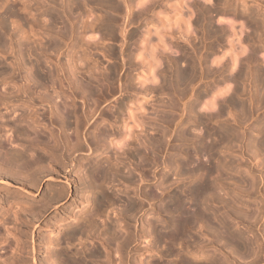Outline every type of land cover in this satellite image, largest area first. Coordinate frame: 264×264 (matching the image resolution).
Returning <instances> with one entry per match:
<instances>
[{"label": "rangeland", "instance_id": "rangeland-1", "mask_svg": "<svg viewBox=\"0 0 264 264\" xmlns=\"http://www.w3.org/2000/svg\"><path fill=\"white\" fill-rule=\"evenodd\" d=\"M9 1H10V3L13 4V8L14 9L13 8H12L13 10L11 9V11H10L11 14L9 12H6V13H7L8 19L14 20V24H13V21H10V20L6 19V17H5L6 13H3V10L2 9H1V12H0V15L4 14L3 16H4L5 20H7V22H8L7 23L5 21L7 24L6 23L4 24V28H8L9 27L8 29H4V30L2 29L3 32L0 29V35H1V37H3L2 40L5 37V40H3V42L0 43V47H4L5 45L9 44V45H7V47H4L5 48V51H4V48H0V66H1L0 67V73L2 74L0 76V93L2 91H3L2 94H5L6 93L7 95H11V93H15L16 92V87H17L16 85L17 84H21V83H19V81H17V79L18 80L21 79L20 82H22V80H23L21 78L22 76L19 75L22 72V75L24 74L23 76H25L23 78H25V80H26V81L23 80L22 83L23 84L25 83L26 84L25 85L26 87H28V85L31 87V88L28 87L29 89L28 88H26V89H28V90H31L32 89L31 91H28L27 90V92L32 93L33 96H35L34 99H35L36 102L39 101L38 98L41 96V95L39 96V94H42V97H43V93H44V95L47 94V96L48 95L50 96V94H51V96H53V97L50 96V98L53 99V100H48L49 97H47L46 95L44 96V98L46 97L45 99L47 101H51L50 103H52V105H51L52 108L58 107V110H59L60 109V106L63 105V106H61L63 110L61 109L60 111H65V108L72 109V110H67L65 112H68V111H70V112L73 111L74 112L75 111L74 113H75L77 119L79 117H83L82 111L84 112L85 111L84 109L89 110L88 108L93 109V107H94V109H95V115L93 116L94 118L91 117L92 119L90 118V121L89 122L86 121V123H88V124L83 123V121H84L83 118H79V120L80 119L82 120V124H81L82 126L80 128H82L81 130L83 132V134H82L81 130L79 129L80 132H81L80 133V137L81 136L83 137L85 135L87 137V139H88L87 133L85 134L84 132H86V131L88 132V130H86V131H83V130H85L88 127L87 125H89V129H90L92 127V126L90 127V124L94 120H95L94 122L96 123L95 128H94V132L96 130H98L95 133L96 134L98 133V135H99L101 133V131L103 132L102 129H105V131H106L107 128H108L109 130H107L106 132H108V131L111 132L110 127H111L112 122H114V120H118V118L121 119L120 122H118L119 120L117 121V124L119 125L118 126V129L120 128L119 130H121V132H120L121 136H118L117 137V136H115L116 134H113V138L114 137L115 138L116 137L119 138L118 140H116L117 138L116 139L115 138L113 139L114 142H116V143L119 142V141L124 140V138H126L124 141L127 140V138H128L127 137L128 136L127 134L129 133V131H127V130L128 129L131 130L130 127H129L130 125H131V128L133 129L132 125L135 126V125L138 124L140 126L143 123L142 124V127L143 128L142 127L140 128L139 126L137 128H135L136 126L134 127V129L136 130V134H137V136L139 138L138 139V143H137L138 145L135 144V148L138 147L137 149L139 150V152L140 151L142 152L140 154H141V156L143 158L146 157V156L149 157L150 154H151V153L149 154V150H151V144L149 143V145H148V140L147 139L149 138V142H150V138H151V143H152L154 141L153 138H155V139L156 138H162L161 137L162 134H161L160 131H162V133H163L165 130L169 129V131L168 130L166 131L169 134V135L166 134L167 139L166 138H162V142H163V140H165V144L163 142V144H161L162 146H160V147L157 148L158 149L157 152L159 151L158 152L159 154H158V157H157L158 158V160H157V163L158 164H155L154 161H152V159H151V161L149 160V163L147 164L148 166L151 165L150 167L144 165L143 166L144 168H142V167L139 168L140 166H142V165H140L141 163L140 164H137V163L141 162L140 159H135V160L134 159H131L130 160L127 157L120 156L121 157L120 159L122 160L123 164L125 165V171H126V169L128 171H130V174L133 175V179L136 180V184L137 185L139 184L138 186H140L144 182V181L138 179L139 176H144L145 175L147 180H150L152 178L151 179L152 180L151 182H146L145 181L143 184L150 183V185H149L150 186L149 187L150 189L149 188L148 189L151 190L150 193L152 192L151 194L155 198V211L154 212L147 211L144 214H142V212L141 213H138L139 215H142L141 217H144V218H142V221L144 220L143 222H144V224H146V229L151 226L149 229H147V231L149 230V234H151V235L148 237V240L146 242L148 245L146 243H144L143 241H142V243H140L138 245L137 248L141 250V251L138 250L139 253H140V256L138 258L141 259V260H139V259L138 260L140 262L142 261L141 263H143V264H145L146 261H148V260H149L148 262L150 264H152V263H154V264H170V263H172L173 264V262H175L174 264H176V263H178V259L176 261V258H174L173 254L171 252H169V251H172V252H178L179 251L180 254H182V252L185 250L186 252L184 251L183 254H182V256L183 257H186V258H188L190 256L189 259L192 258L191 259L192 261H194L193 259H195V261H197L196 260L197 258L196 257L194 258V256H193L194 253H195L194 255H196L197 252H199L197 254H201V253L204 252V255L206 253V256L207 257L209 256L211 258V255H212L213 260H214V258L215 259L217 258L216 259V262L218 264H232L231 261L230 260H226V258L223 255V253L219 249H217V247L218 248L221 247L220 249H223V251L226 250L225 252L228 251V253H230V252L233 253L235 250L238 249L237 251L234 252L235 254L234 253L232 254L233 255L232 257H234V263L237 260V262L235 264H241V263H238V262H242V264H246V261H248L249 259H250L249 260V262H250L251 259H252V258H250V257H252V253L251 252H248L247 251L248 250L247 248H243V247H238L237 248V246H239V245H235V244L233 245V243L230 241V239L228 237L227 232H226V234L224 233L225 231L222 232L224 230L222 228H221L222 229V231H221V229L218 226L219 224L217 223V220H215V219L216 218H220L222 220L224 219V222H226L227 225H230L229 227H231V230L233 231V235L235 234V236L237 238L239 237L238 239H241L243 242L246 243V245L249 244L248 248L251 246L249 249H251L252 246H254V248H255L254 238L252 236L253 235L252 233L253 232H256L257 233L258 232L256 230V228L258 229L259 225H260V228L261 227H264V213H262L263 216H261L260 220L258 221L259 223H257V224L256 223H254V224L252 223V225H251L252 228L251 227H248V225H249L248 224L249 223L248 222L249 221L248 218H251V216L254 217V212L256 211L255 209L259 205L258 204V201H259L260 197L258 196V194L261 193V192H258L257 195L256 194L253 195L252 191L254 189L251 188V190H249L250 187H251L250 184H252V182H251L252 181V178H251L252 177V174H250V172L248 170L245 171L246 169H248L246 167L250 166L251 168L253 167L252 168L253 169V172L256 175L262 174L261 177L263 176L262 177L263 179L259 176V177L256 178V181L258 182L257 183L258 184V188L262 192H264V147L261 148L258 145L259 138H260L259 137L260 136V133L257 130L258 128L261 127V125L262 126L264 125V123H263L264 122L263 121L264 120V0H227L226 3L224 2L226 0H218V1L217 0H192V1L191 0H185V1H187V3L184 0H183L184 2H181L182 0H179V1L178 0H155L156 2H154V0H146L147 4H146V2H144V3L142 2V4L148 5V2L150 1L149 3H152L151 6L149 5V8L150 9L147 8L148 6L145 7L144 5H141V1L142 0H113V1H111V0H102V1L98 0L99 3H101L100 5L97 2V0H90V2H92V4L89 2V0H76V1L75 0H70L71 2L68 1V0L66 2H65V0H63V1L62 0H59L58 1L57 0L58 3H60V4L62 3V5L58 4L56 2V0H29V1L28 0H22L21 2H20V0H13V1L9 0ZM17 1L20 3L19 6H18V2ZM50 1H52V2L55 1L56 4H55V2H53V4H54L53 5ZM107 1H109V2H107ZM13 2H16V3H13ZM103 2H104V5H103ZM112 2H115L116 5L114 6V4ZM177 2L179 3V5L178 4H176V5L179 6L180 8L182 7L181 5H183V7L181 9L178 8V7L177 8L175 7L176 6L175 3H177ZM24 3L26 4V6H25V8L24 7H21L22 8L21 9L20 8V5L23 4L22 6H24ZM107 3H109V4H107ZM110 3L113 4V7L112 8L114 9V11H113L112 8H110L112 6V5L110 6ZM126 3H128V4H126ZM173 3H174L175 6L168 5V4H173ZM14 4H16L15 5L16 7H14ZM105 4H107V6ZM139 4H140V7L141 8H139V6H138ZM59 5H60V7H59ZM127 5H129V6H127ZM187 5L190 6V7L192 6L191 7L192 9L190 7H188ZM79 6H81V7H79ZM82 6H83V8H84L85 11L83 10ZM108 6H110V7L107 8ZM117 6L120 7V8H118ZM155 6H157V7H155ZM170 6H173L174 8L173 7H170ZM68 7H70L71 9L70 8L68 9ZM101 7H102V10H101ZM116 7H117V9H120L121 11L120 10L117 11V9L115 10ZM204 7H205V10L206 11L204 10ZM15 8H16V10H15ZM23 8H24L25 11H23ZM64 8L66 10L68 9V11L70 13H68V11H64ZM136 8L138 10L140 9L139 12H137V9ZM145 8H147L148 11L145 10ZM196 8H197V11H196ZM201 8H203V10ZM213 8H215V10ZM17 9H19V10L17 11ZM60 9H61V12H60ZM108 9L109 10L111 9L112 11L111 10L109 11ZM141 9H144V10L142 11ZM179 9H180V11H179ZM216 9H218V10H216ZM231 9L233 10V12H232ZM181 10H182V12H181ZM198 10H200V11H198ZM44 11H46V13ZM57 11H59V12H57ZM62 11L64 12V15H62L63 14ZM106 11H108V12H106ZM145 11H147V13ZM49 12L52 13L54 16L51 15ZM66 13H67V15H66ZM134 13H136V14H134ZM59 14L61 15L60 16L62 18L61 20L58 19ZM68 14L69 15L72 14V15L69 16ZM178 14H179V18L180 19L177 18L178 17ZM246 14H248V15H246ZM11 15H12V17L9 18V16H11ZM24 15H26V16L24 17ZM97 16L98 17L100 16L99 17L100 20L98 19ZM101 16L104 19L105 18L106 19L104 20L103 18H101ZM198 16H199V18H198ZM53 17H54V19H53ZM108 17H109V19H108ZM135 17H137V18L135 19ZM63 18H65L66 19L65 21H67V22L63 21L64 20ZM111 18L112 19L114 18V19L112 20ZM166 18H168V19H166ZM181 18L182 19L184 18V19L181 20ZM110 19H111V21H109ZM175 19H177V20H175ZM198 19L200 20L199 22L196 21ZM68 20L71 21V22H69ZM91 20H93L92 23L90 22ZM102 20H103V22H102ZM168 20H170V21H168ZM173 20L175 21L176 24L174 22H172ZM180 20H181V22H180ZM184 20H185V23H184ZM188 20H189V22H188ZM17 21H19L18 24H17ZM43 21H44V23H43ZM87 21H89V24H88ZM94 21H96L97 23L94 22ZM62 22H64V23H62ZM73 22H75L76 26H74L75 24H73ZM34 23H36V25ZM67 23L70 24V25L68 26ZM9 24H11V25H9ZM28 24L31 27L27 28ZM37 24H38V27L36 28ZM49 24H50V26H49ZM32 25H33V27H32ZM34 25H35V27H34ZM62 25H64V26H62ZM66 25L68 26V27H66L67 29L64 28ZM88 25H90V26H88ZM70 26H72V28H74L75 31L74 30H71L72 28ZM80 27H82V28H80ZM90 27H91V29H90ZM14 28H15L16 31L14 30ZM32 28L35 29V31H36L35 33H37V34L39 33V35L42 36L40 39H39L40 36L37 35V34H36L37 36L35 35L32 38V34L33 35L35 34L34 33V30ZM69 28H71L70 31H72V32L69 31V33H68ZM25 29H29L28 30L29 32L32 29L33 31L31 30V32H33V33L31 34V32H30V35H28L29 33L28 32H25V34H23L24 31H25ZM47 29H48L49 32L47 31ZM63 29H66V31H62ZM110 29L112 31H110ZM5 30H8V31H5ZM9 30H10V32H9ZM19 30H22L23 32L22 31H19ZM50 30H51V32H50ZM4 31H5V35L8 32L10 33V35H13L12 38L14 40H12L11 42L10 41H7L9 39H8L7 36L4 35ZM53 31H55L57 34L54 33ZM58 31L62 35L61 34H58L59 33ZM109 31L112 32V33L109 34L110 33ZM44 32L45 33L47 32L49 34L46 33L47 35H44L45 34ZM65 32H66V34L64 35ZM78 32L80 33L79 35H78ZM82 32H84V33H82ZM133 33H134V35H133ZM240 33H241V35H240ZM57 35L61 36V38H59V36H57ZM239 35L241 36V37H239L240 40L238 39V36ZM30 36H31V38H30ZM131 36H133V37H131ZM6 37H7V40H6ZM34 37L37 38V39H39V41H37L36 39H34ZM51 37H53V38H51ZM63 37H65V38L63 39ZM81 38L83 39V41H82L83 43L80 42L82 40ZM30 39H32L33 41H30ZM50 39H52V41L54 39L55 42L54 41L52 42ZM59 39H60V41H59ZM35 40H36L37 43L35 42ZM122 41H124V42H122ZM157 41H159L158 44L156 43ZM50 42L53 43V46H51L52 44ZM57 42L58 43L61 42L60 49L58 47V46H60V43H59V45H56V48L54 46L55 44H58ZM84 42H86L87 44L84 43ZM134 42H136V43H134ZM149 42H150V44H149ZM162 42H163V44H162ZM2 43L4 44V46H3ZM48 43H50V44H48ZM153 43H155L156 45L153 44ZM1 44H2V46H1ZM75 44L77 46H75ZM82 44H84V45H82ZM145 44H147V47H145L146 46ZM32 45H33V47H32ZM49 45H50V47H48ZM129 45L130 46L132 45V47H133L134 50H132V48ZM151 45H153L154 47L151 46ZM162 45H164V46H162ZM10 46H11V49H10ZM12 46H13V49H12ZM43 47H44V49H43ZM52 47L54 48V50H53ZM57 47H58V49H57ZM72 47H73V49H72ZM129 47H130L131 50L128 49ZM151 47L154 48L153 49V52L151 51V49H152ZM6 48H8L7 50H9V51H7ZM16 48H17V51H16ZM28 48H29V50H27ZM33 48H35V49H33ZM123 48H124V50L122 51ZM19 49H22V50H19ZM117 49H119V50H117ZM127 49L130 50L131 52L128 51ZM232 49L233 50L234 49L236 50L237 53L236 52L235 53L236 54H239L238 57H237V55L232 54L235 51V50L233 51ZM10 50L11 51L15 50V51L11 53ZM110 50H111V52H109ZM112 50L113 51L115 50L114 51L115 54H114V52ZM242 50H244V51H242ZM3 51H4V53H2ZM33 51L34 52L36 51L35 54H33ZM47 51L50 52V53H48ZM79 51H81V52L83 51L81 55H80L81 52H79ZM84 51L87 54L84 53ZM120 51H121L122 54L119 53ZM148 51L151 53V55L149 54ZM239 51H240V53H239ZM20 52L22 53V55H21L22 58L20 57ZM60 52H62V53H60ZM129 52L131 54H129ZM241 52H242V54H241ZM112 53H113V55H112ZM116 53H117V55H116ZM13 54H16V55H13ZM49 54H51L52 56L54 55L53 58H52L51 55L49 56ZM85 54H86V56H85ZM142 54L143 55L146 54V57L143 56ZM147 54H148V56H147ZM251 54H252V56H251ZM55 55H57V56H55ZM128 55L129 56L131 55V56L129 57ZM244 55L245 56L247 55V57L249 56L247 59L245 58V60L249 61V58L251 60L249 62H246L244 60V58H243ZM12 56H14V57H12ZM17 56H19V57H17ZM36 56L39 57V58H37ZM72 56H74V57H72ZM76 56L79 57V59ZM90 56H91V58H90ZM151 56H153V57H151ZM235 56H236V59L234 60V57ZM253 56H254V59L255 60H253V58H252ZM15 57L18 58V60H20V61L22 59V61H21V68H20L21 71L18 70V72L15 71L16 69L13 71V67L12 66L14 64L11 65L12 62L13 63H14V61L17 62V60L14 59ZM144 57L145 58L151 57V59L150 58L149 59H146L148 61L147 62ZM190 57H192L193 59L190 58ZM34 58H36L38 60H36ZM130 59H131V61H130ZM153 59L155 61H152ZM173 59L174 60H177L178 59V61L180 60V62H178L179 64L176 63V65L179 68H181L180 66L188 67V65L191 64L192 60L193 61L194 60L196 61V59H198L197 60V63H195V64L198 65V63H199V66H196V69H197V67L199 68V70L201 69V71H198V69H197V71L199 73L197 72V78L195 80H197V79L198 80L195 81V82H193L194 84L193 83L191 84V85H193L192 87L189 85L190 88L188 87V94L186 95V97H183L184 99L183 98L182 99L179 98L180 95H179V93L177 95V92H178V90H176L177 88L175 86L174 87L172 86L173 89H171L172 87L171 88L169 87L171 85L167 81L168 80V75L170 74V72L174 68L173 67L174 65H172L173 63L172 64L170 63V62H173L174 61ZM35 60L37 62L40 61L39 62L40 63V66H37L39 63H37ZM169 60H170V62H168ZM190 60H191V62H187V61H190ZM73 61H78V62H73ZM145 61H146V63H145ZM199 61L201 62V64H203V66L201 65L202 67L200 66V62ZM23 62H24V64H23ZM97 62H99V63H97ZM186 62L189 63V64H187ZM244 62H246V63L244 64ZM84 63L86 64V66L84 65ZM94 63L96 65L97 64L98 65L95 66ZM6 64H8V65H6ZM35 64H37V65H35ZM75 64H77V65H75ZM221 64H222V66H221ZM34 65L36 66V68H35ZM58 65H59V67H58ZM60 65H61V67H64L65 66L66 68L64 67V69H62V68H60ZM103 65H104V67H100V66H103ZM108 65H111L112 66V67L109 66L111 68V70L113 69V67H114V69L112 71L110 69H107V68H109ZM5 66H6V71H5ZM7 66H9V67H7ZM22 66H23V68H22ZM30 66H31V68H30ZM33 66H34V68H33ZM82 66H84V67L82 68ZM152 66H156V67H152ZM2 67H4V70H2V72H1V68ZM71 67H74V68H71ZM78 67H79V69H76ZM148 67H149V69H148ZM80 68L83 69L84 71L83 70H80ZM116 68L117 69L119 68V69L116 71L115 70ZM32 69H36V70L33 71L34 73H32ZM37 69L39 70V72L41 71L42 75H44V74H46V72H48L47 73V76L44 75V76H46L47 79L45 78V82H42V84H43V85L41 84L42 86L40 85L41 82L39 81L38 78H36V75H35V73L38 72ZM55 69H56V71H55ZM65 69H67V70H65ZM74 69H76V70H74ZM106 69H107V71H106ZM166 69H167V75H166V73H164L166 71ZM7 70L8 71H11L10 74L13 73V74H16V75L12 76L13 75L12 74L11 75L12 77L10 76L8 78L7 76H9V75H6L7 74L6 72H8ZM240 70H241L242 73L240 72ZM70 71H72L71 72L72 74L70 73ZM91 71H93V72H91ZM110 71L112 72L111 74H110ZM168 71H169V73H168ZM55 72L57 74H59V75L57 76V74ZM80 72H82L83 74L80 73ZM88 72H90V73H88ZM201 72H202V74H201ZM236 72L238 74L241 73V77L240 78H239L240 75H238ZM3 73H5V74H3ZM29 73H32L33 75L32 74H29ZM51 73H53L52 76H51ZM113 73H114V75H112ZM108 74H109V77L110 78L108 77ZM150 74H151V76H150ZM152 74H154V75H152ZM199 74H201V75H199ZM234 74H237L238 75V78H235L237 75L234 76ZM48 75H50V77ZM110 75H112V76H110ZM165 75L167 77V80L166 81L168 82V84L164 80L165 79ZM198 75H199V78H198ZM2 76H5L7 78L3 77V78H5L3 80ZM32 76H34V77H32ZM66 76H67V78H66ZM95 76H97V77L95 78ZM128 76L131 77V78H129ZM152 76H155V77L151 78ZM231 76H233V78H231ZM26 77H28V78L26 79ZM29 77H31L33 79H37V80H34V81H37V82L39 81L40 83L39 82L38 83L35 82V84H34L33 83L34 81H32L33 79L30 78V80H31L30 81L29 80ZM58 77H60V79H61V81L63 83L60 80L58 81V79H59ZM61 77L62 78L64 77V78L62 79ZM89 77H91V78L94 77L93 80H95V79L97 80V78H99V79L97 81L96 80L95 81H92V79L89 78ZM147 77H148V79H146ZM162 77H164L163 81L166 83V86L167 87L163 85V83H162ZM65 78L69 82H71V83L70 84L67 83L68 81ZM101 78H103L102 79L103 81L102 80L100 81ZM230 78H231V80H230ZM12 79H14V80H12ZM151 79H153V80H151ZM232 79H234V80H232ZM237 79H239V80H237ZM128 80L129 81L131 80L130 83H129ZM89 81L94 82V84H92V87L94 86L93 89L92 88L90 89V88L86 87L88 85V82ZM98 81L100 82V85H99V82ZM77 82L80 83L82 86H80V84L78 85ZM13 83H15V84L13 85ZM51 83L52 84L54 83V84L52 85ZM84 83H85L86 86H83ZM37 84H39V85H37ZM44 84L47 87H45ZM101 84H103V85H101ZM34 85H37L38 86V89H37V86H34ZM65 85H67V86H65ZM105 85H108V86H105ZM14 86H15V89H14L15 92L13 90ZM32 86H34V87H32ZM68 86H70L71 88H75V89H71ZM73 86H75V87H73ZM78 86H79V88L81 90L82 89L83 90L81 91L80 89H78L77 88ZM95 86L98 87V88H96ZM109 86L111 87V89L113 88L112 91H111V89H110ZM153 86H154L155 90H154ZM156 86H158V87L156 88ZM162 86L164 88H162ZM6 87L8 88V90H7ZM39 87H41V88L39 89ZM62 87H64V88H62ZM81 87H86V89H88L90 91L93 90V91H91V93L92 92L94 93V91H97L95 93H97L96 95H98V96H93V95H95V93L94 94H91V93L88 94L89 91L87 90L88 91V93H87L86 89H85V91H86L85 92L84 91V88H81ZM168 87H169V89H168ZM58 88L59 89L61 88L60 89L61 91ZM76 88H77V91L78 92L76 91ZM95 88L98 89V90H95ZM159 88H161V89H159ZM63 89L66 90V91H64ZM67 89H69V90H67ZM144 89H146L145 90L146 93H145ZM148 89L151 90V92ZM227 89H228V91H227ZM9 90H11V91H9ZM35 90H37V91H35ZM174 90H176V91H174ZM223 90H224V93L221 92ZM71 91H72V93L74 95L71 94ZM141 91H142V93H141ZM156 91H158V92H156ZM196 91L199 92V96H200L199 100H201L199 104H200V106L202 108H200V106L198 105L199 108H195L193 111H191L192 112L191 113V112H189L190 110L188 108L189 107L188 105H190L195 100V98L197 96V94H196L197 92ZM9 92H10V94H8ZM79 92L80 93L82 92V95H83L82 97H80L81 94ZM220 92L222 94H220ZM85 93H86V95H85ZM99 94H101V95H99ZM146 94H147V97H146ZM36 95L39 96V97H37ZM89 95H90V97H89ZM129 95H130V97H129ZM91 96H93V97H91ZM36 97H37L38 101L36 100ZM54 98H55L56 101H54ZM70 98L71 99L73 98L72 100H74V101H72V100L70 101ZM85 98H87V99L85 100ZM95 98L96 99H99V100H97L98 102H96V99ZM230 98L232 100L234 98L235 103L238 104V102H239V105L237 106V105H231V103L229 104ZM12 101L13 102H9L8 103V106H6V107L5 106H2V105L0 106V115L7 110L5 113H3V115H1L2 118L0 116V125H1L2 121H4V120H2L3 119V116L6 115L4 117H7L9 114H11V115L8 116V118H10L12 116L11 118L12 119H15V116H16L17 117L16 119L17 120H20V118L22 117L21 120L26 123V124L25 123L24 124L27 127L30 126L32 124V120H31L32 118L31 117H28V116H26V117L25 116H19V115L22 114L23 110H25V108H23L24 106L22 107L21 103H19L17 100H12ZM118 101H119V104H118ZM172 101H173V104L175 103L174 104L175 106L173 104L172 105L175 108L177 107L176 108L177 110H175V111H174L175 108H172L173 106L171 105V107H170V105H169V104L172 103ZM56 102H58V103H56ZM72 102H75L74 103L75 105ZM208 102L210 103V105H209ZM212 102H214V103H212ZM93 103H95L96 105H99V106H96ZM222 103L225 104L224 105L225 106L224 108H223V104ZM45 104L47 105V108H45L46 107ZM48 104H47V102H44V106H45L44 109L46 111H47V109L49 108V105H50V104L49 105ZM54 104H57V105H55L56 107H54ZM69 104L74 105L73 107L74 108L76 107V108L75 109L74 108H70V107H72V105H69ZM64 105H65V107H64ZM234 106H236V107H234ZM241 107H242L243 110L240 109ZM221 108H222V111H221V114H219ZM49 109H48V111H49ZM166 109H167V111H165ZM170 109H171V111H170ZM216 110H218V112ZM20 111H22V112H20ZM48 111H47V113H48ZM79 111H80V113H79ZM114 111H115V114L112 113ZM118 111L120 112V115H119ZM172 111L173 112L179 111L178 113L177 112L175 113V116L177 115L176 118L179 119V121H181V119H183V121H184L183 123L184 124H182V126L179 125V124H176L177 122H173V124H170V125L166 123L165 119L163 118V117H165L164 114L165 113L169 114ZM210 111L211 112L214 111V113L217 114V117L219 115V118L218 119H216V117L214 116V118L217 121L215 119H213V118L210 119L212 121H209V119H205L206 118L205 116H207V115H205V113L206 114H209ZM18 112H20V113H18ZM98 112H100V113L101 112L102 113L103 112L108 113L109 115H107L105 113L107 115V116L106 115L105 116L108 117V118H104L105 117L104 116V113L103 114L101 113L102 119L99 118L100 117V113L97 114ZM7 113H9V114H7ZM14 113H16V114H14ZM76 113H78L80 115H78ZM201 113L202 114L204 113L203 115H205L204 116L205 118L204 117L203 118L206 121L208 120L209 122L208 121L205 122L204 120H202L203 119L202 117H199V118L196 117V116H200V115L202 116ZM12 114H14L15 116H13ZM116 114H117V116H116ZM111 115H112V117H111ZM114 115H115V118H117V119L114 118ZM132 116L133 117L136 116L135 118H136V121H138V122H136L134 120V118H132ZM71 117H73V118H71ZM71 117H70L71 120L67 122V126H69L70 128L66 126L64 128V133H67L70 136H74L75 132H73L74 131L73 129L75 128V125H74L75 123H73V122H75V120H74V116H71ZM95 118H99V119H95ZM197 118L199 119V121L202 120V122L197 121L198 120ZM122 119H123V121H122ZM261 119H262V121H261ZM96 120H97V122H96ZM104 120H106V121H104ZM107 120H109V122L111 121V123L107 122ZM132 120H134V122H136L137 124H134V122H132ZM185 120H187L188 122H186ZM175 121H178V120H175ZM69 122H70V124H69ZM139 122H141V123H139ZM258 122H259V124H258ZM187 123H189V124H187ZM34 124L35 123H33V125H31L33 127L30 128V129H32V130H35L36 129L35 131H37V132H39L41 134H45V135L47 134L46 129H44L42 125L40 127V124H35V125ZM56 124H59V122H56ZM85 124H86V126H84ZM37 125H39V126H37ZM71 125L72 126L74 125L73 126V129L71 128ZM259 125H260V127H259ZM55 126H57V127H55ZM55 126H54V129H56L57 131L56 130H54V131L55 132H59V127H58L59 125H55ZM183 126L185 127V131H187L189 133L190 138H194L195 140L204 141L206 143L212 141V139L214 140V137H215V139H217V138H219L221 136L223 137L224 136V135H222L223 133H225L226 135H228V141L224 139L225 141L223 140L224 142L223 143H220L221 146L217 148L219 150L216 151L217 150L216 149L214 151L218 155L217 158L215 157L216 154L213 155L214 156L213 160L210 159V157H207V156L205 157V155H203L202 157H203L204 160H208V161H211L212 160L211 162L213 164H216L217 165L218 172H219L220 169L222 170V171H220V173H217L218 175L216 174V172L213 174L214 175L213 177H215V178H212L213 181H214V183H213L212 179L210 178V182L212 181V184H215L213 186H216V187L213 188L214 189V191H213L214 198L216 197L217 198V199L215 198L216 200H219L221 198L222 201H224L226 199L225 200V203L226 202L229 203L228 199H232V200L235 201V204L237 202L238 203H237V205H232V204L229 205L228 203H226V205L227 204L229 205V207H227L228 205L226 206L224 204V202H222V201L214 202L216 200L215 199H212L211 201H213V202L210 203L211 201L208 199L209 201L207 200V203H208L207 205L208 206H211V207L212 206L214 207V210L215 211L212 209L213 207L212 208L210 207V208L214 212L217 211L215 213V216L218 215V217L216 216V218L214 219V218H212V215H211V218L212 219L210 218L207 221L209 223H207V222L202 223L203 225H206L205 227L202 224L195 225L194 228L189 229L191 231H188L189 232L188 235L190 234V232H192L191 233V236H188L189 238L188 237H186L185 239L183 238V239H181V241L179 240L176 243L177 245L175 244V246H174L173 243H170L171 241L168 242L169 241L168 240L169 238H167L168 237L167 235H169V231H170L169 229H170L171 226L170 225H167V223L165 222V219H166V221L169 220V217H171V214L170 213H172V212H170L168 214L169 211L166 212V210L164 211L163 209H164L165 204H167L169 202V197H170L171 193H173L176 189H177V191H175V192L181 193L184 188L185 189L186 188L188 189L191 186L192 182L194 183V180H195V179H193L191 177H188V176L187 177L189 179L188 178L186 179L185 175H183V176L182 175L176 176V174H175V172L177 171V169L179 167H178V165L177 166L175 165L174 158L177 161L180 160L179 159L180 158L179 154L181 153L183 147H186V149H189L191 147V141H188L187 140L185 142H181L180 140H178L179 137L176 136V135L179 134V131L178 130H180L181 127L184 128ZM7 127H9V128H7ZM83 127L85 129H83ZM166 127H167V129H166ZM215 128L217 129V131H216ZM255 128H257V129H255ZM0 129H2V130H0L1 131L0 132L1 135H3L2 133H4L3 136H5L8 133L6 135L7 137L6 136L5 137L8 138L9 142H11V144L13 146L16 144L15 147H18V144H19V141L20 140H18V143H15L16 142V139H15L14 136L16 134H14V131L13 130L12 131L10 130V129H12L10 127V125L3 124V125L0 126ZM207 129L209 130L210 134L207 133ZM226 129H228L227 132H226ZM229 130H230V132H229ZM137 131H138V133H137ZM112 132H113V130H112ZM206 134H207L208 137H206ZM218 135H219V137H218ZM232 135L233 136L235 135L234 136V139L231 138L235 142L230 140V137L229 136L233 137ZM85 136L83 138H85ZM201 136L202 137L204 136L205 138L200 139ZM235 137H236V140H235ZM16 138H18V137L16 136ZM105 139H106V137H105ZM105 139H103L102 141L100 140V141L101 142H103V141L106 142L108 140V139H106V141H105ZM226 139H227V137H226ZM10 140H12V141H10ZM156 140L154 142H156ZM108 141L106 143L103 142V144H102L103 146L98 151L93 149L92 150V154H89L87 156L88 157L87 159H89L88 161L95 160L97 158L96 156H97L98 152L99 153H102L101 156L104 159L105 156L108 155V153H109V152L107 153L105 151V149L108 150L107 148H109L110 145H111L110 142H108ZM124 141L121 142V145H122V143H124ZM101 142H100V144H101ZM136 142H137V140H136ZM154 142H153V145L154 144L157 145V142L156 143H154ZM119 143H117V145H120ZM183 143H187V144L183 145ZM225 144H226V146H225ZM147 145L150 146V147H148ZM178 145H180V146H178ZM107 146H109V147H107ZM177 146H178V151L176 150L177 148L176 149H173V148H175ZM257 147H259L261 149H258L259 150L258 151L256 149ZM102 148L105 151L106 155L104 154V151L102 150ZM179 148H180L181 151H179ZM160 149L162 151H160ZM172 150H174V151H172ZM241 150L242 151L245 150L244 151V157H241V154H240ZM85 151L86 150H84L83 153ZM228 151L229 152L231 151V152L230 153H227ZM173 152H176V153H173ZM171 154H172L173 158H172ZM109 155L111 157H114V156L117 157L113 153H110ZM168 156H169V158H168ZM246 156H248V157H246ZM102 157H101V160H103ZM92 158H94V159H92ZM246 158H249V161L248 160L246 161L245 160ZM170 159H172V161H174V162H172ZM136 160H138V161H136ZM221 160H224V161L226 160L228 162H226V161L224 162V161H221ZM250 160H252V161H250ZM150 162H152L154 165L152 163H150ZM163 162H165V166L162 164ZM177 163L178 162H176V164ZM224 163H226V164H224ZM247 163L248 164L250 163V164L248 165ZM224 165H226L225 168L223 167ZM136 167H137V169L139 168L138 171H137ZM163 167H165V168H163ZM133 168H135V170ZM174 168H175L176 171H174ZM153 169H155V170H153ZM143 172L145 174H143ZM152 173H156L157 174L155 176V178H153ZM140 174H142V175H140ZM126 175L128 176L129 174H127V172H126ZM147 176H148V178H147ZM177 177H179V178L181 177V178L179 179ZM217 177H219V178L216 180ZM110 178H111L110 180H112L111 182L109 181V183H111V184L110 185L108 184V187L110 186L109 187L110 189L108 188L109 190L106 191L108 193L107 194L108 197H111L110 194H112V191H113L114 192L113 194H115V192L117 193V195H120L121 194L123 201L122 202H120V201L119 202H115L114 204H110L111 202H109V205H108V200L106 198L104 200H107V202L105 204H103L105 202L103 200V202H102L103 207L102 208H104L106 205H107V207H105L102 210H103V212H106L105 214L110 219L112 218L111 219L112 222L116 223V224L113 223V226L116 225L113 228H114V230L116 229V233L115 234L117 236L115 234L114 235L112 234L114 232L108 233L109 235L107 233L106 234L103 233V234H101L103 237L99 235V239L94 236V240H92V238H91V242H90L91 244L89 243L87 245L88 246L87 250H85V253L87 255H90L92 252H94V254L97 255V253H98L97 251L101 250V249H99L101 246L100 247L98 246V245H100V242L99 241L101 239H104L106 236L107 237L109 236V238L106 237V239L109 241V243H108V241H107V243L110 244V246L112 245L111 242H114L115 243L117 240H121L122 239V236H123L122 234L124 233V235H125L126 233L123 230L124 228H122L124 226V225H122V224H124V222L121 221V218H120L121 214H120V216H118V215H119V213H122V212L125 211V210H123V208H125V209L128 210V205H129V202L130 201L131 202L136 201V198H133L134 195H132L133 194L132 191H130V190L133 189V187L136 186L135 183H134L135 186H133V185L131 186L126 181H124L122 178H120L121 179L120 180L117 177L118 178L117 180H113L112 175H111ZM137 180H139V181H137ZM196 180H198V179H196ZM218 180H220V181H218ZM66 181L67 180H66V178L63 175L60 176V177H58V179H55V180H51V179H48V178H43L42 181H41V183H40V186H39V189H38L37 192L36 191H33V190L32 191L30 190V192H28V194H26L27 196L24 195V194L23 195H20V196L24 197L27 201L38 202V201H40L41 194H42L43 191H45V189H46V191H48L51 187H53V185H54V187L55 186L56 187L57 186L59 187L61 185L63 186V184L65 186V185H67L66 184L67 183ZM117 181H119V182H117ZM176 181H178V183ZM68 182H70V179H69ZM219 182H221V183H219ZM116 183H118V184L116 185ZM70 184H71V187L73 188L74 187V184L72 185V182ZM126 184H128V185H126ZM219 184L221 186L223 185L222 187H224V188H222ZM176 185H177V188H176ZM182 186L184 188H182ZM7 188H9V191H16V189L18 190V188H19V184L14 183V182H11V181L8 182L6 179H0V191L4 192ZM185 189H184V191L186 192L187 189L186 190ZM215 192H216V194H215ZM226 193L227 194L229 193V194L227 195ZM233 197H234V199H233ZM70 198H68V200L62 206H66L67 203H69V201L71 200ZM239 202H240V204H239ZM119 203H120V206H119ZM124 203L126 204V206H125ZM209 203L211 205H209ZM241 203H242V205H241ZM243 204L244 205H247V206L245 207ZM114 205H116L118 208L116 206H114ZM1 207L2 206H0V209H1ZM234 207L237 208V210L234 209ZM106 208H108L107 209L108 211L105 210ZM245 208H247V212L248 213H245L246 212L245 211L246 210ZM74 209H75L74 210V212H75L78 208H74ZM118 209H119L120 212L118 211ZM156 209H157V213H156ZM242 209H243V212H242ZM253 210H254V212H253ZM55 211H56L55 208H53V207L50 208L46 212V214H45L46 216H45L44 219H39L38 221H36L37 223L34 221L30 225L31 228L29 227L30 228L29 229V232H30L29 233L30 234L29 236H30V238H28L29 241H30V239H34L35 240V243H37L38 240L41 238V236H42V238H44L43 236H46V235L52 236L54 234V232H55L54 231V228L51 227V226H49L48 223H46V219H49L50 217H52V215H54L53 213ZM109 211H110V213H109ZM128 212H131V210L128 211ZM226 213L227 214L229 213L228 215H230V216H227ZM138 214H137V216H139ZM233 214H234V216H233ZM249 214H253V215H249ZM242 215L243 216L244 215H246V216L248 215L247 216L248 218H246L247 220H245L244 217H242ZM137 216L134 215V218L132 217L133 218V221L136 222V225L138 223L137 220H136L137 219L136 218ZM238 216L241 217L242 219L239 218ZM117 219H120V220H117ZM116 220L119 221V223ZM44 221H45V223H44ZM99 221L101 222L100 219H99ZM250 221H252V219H250ZM97 222H98V220H97ZM100 222H98V223L101 224ZM121 222H123V223H121ZM245 222H247L248 225H246ZM11 223H12V225L14 224V222L12 221V218H8L6 225L9 224L8 225L9 228H12ZM15 223H17V222H15ZM149 223H150V225H149ZM151 224H154V225H151ZM254 225H255V227H254ZM133 226H135V224ZM152 226H154L156 229H154V227H152ZM216 226L218 227V230L216 229ZM196 227H197V230H196ZM213 227H215V228H213ZM131 229L133 230V228H131ZM150 229H151V232H150ZM219 229H220V231H219ZM261 229L263 230L264 228H261ZM10 230L12 232L10 231L11 234H8L9 236L7 235V237H9L6 240L7 242L4 241V242H1L0 243V252H1L0 254H1V256H3V258L5 257V255H6V257H7V255L9 257H11V255L14 256L13 252L15 253V250H16L15 249L16 248V246H15L16 243L14 241V237L15 236H13L14 235L13 233L15 231H13L12 229H10ZM3 232L4 231L2 230V232H0L1 233L0 235H2V234L5 233V232L4 233ZM96 232L100 233V229H99V231H96ZM154 233L156 235L157 234L158 235L156 236ZM212 233H213V237H212ZM214 234H216V235L218 234L217 237H214ZM223 234H225V235H223ZM225 236H227V238ZM153 237L154 238L156 237V239L153 240ZM194 237H197V238L199 237L198 240L196 238H195L196 241L193 240L195 243L191 240V239H194ZM113 238H114L115 241L113 240ZM158 239H160V241ZM186 239H188L187 240L188 241L187 243H189V244L192 245V246L190 245L191 247L190 246L188 247L189 244L185 243L186 242ZM199 239H201V240L199 241ZM210 239H211V241L212 240H214V241L211 242ZM149 240L151 241V243L149 242ZM252 240H253V242H252ZM104 241L106 242V240H104ZM192 242H193V244H192ZM203 242H204V244H202ZM213 242L215 244H213ZM200 243L202 245H200ZM145 244L147 246H150V247H151L152 244L155 247V244H156V247L154 248L152 246V248H153L152 251L146 252V251H144L142 249L143 248L142 246H145ZM171 244H173V245H171ZM196 245L197 246H200V247H195ZM227 245H229V246H227ZM113 246L114 245H112V247ZM234 246L236 248H233ZM95 247L96 248L98 247L97 250H95L96 249ZM169 247L173 248L175 251L172 250ZM231 247L233 248V250H230V249H232ZM199 248L200 249L202 248L203 251H202V249L200 250ZM224 248H225V250H224ZM254 248H252V249H254ZM191 250H193V251H191ZM197 250H199V251H197ZM189 251H191V253H189ZM101 252L99 251V255L96 256L99 260H100V256L103 253V252L102 253ZM220 252H221V255H220ZM45 253L46 252H44V250L42 248H40V250H38V252L36 254H37L38 257H44L43 255L46 256ZM160 253H162V254H160ZM165 253H167V254H165ZM231 253H230V256H231ZM238 254L239 255L241 254L242 256L241 255L240 256L243 257V258L240 257V259H239ZM93 255H92V258L94 260L91 258V256H88L89 257L88 259H90L91 261L88 260L87 262L89 264L91 262H92L91 264H95V263H98L99 264L100 261L96 260L97 258L95 256H93ZM248 255H250V256L247 258ZM158 256H160L161 258L158 257ZM213 256H215V257H213ZM148 257H150V258H148ZM102 258L103 257L101 256V259ZM154 258H157V260L154 259ZM170 258H174L175 260H172ZM244 259H247V260H244ZM153 260L156 261V262H154ZM157 261H159V263H157ZM202 263H203V261H202Z\"/></svg>", "mask_w": 264, "mask_h": 264}, {"label": "bare ground", "instance_id": "bare-ground-1", "mask_svg": "<svg viewBox=\"0 0 264 264\" xmlns=\"http://www.w3.org/2000/svg\"><path fill=\"white\" fill-rule=\"evenodd\" d=\"M11 1H13V0H11ZM22 0H20V2H21ZM29 1V0H28ZM59 1V0H58ZM58 1L56 0V2L58 3ZM63 1V0H62ZM67 0H65V2H66ZM68 1H70V0H68ZM76 1V0H75ZM100 1H102V0H100ZM111 1H113V0H111ZM179 1V0H178ZM185 1V0H184ZM183 0L181 1V2H184ZM192 1V0H191ZM218 1V0H217ZM18 2V1H17ZM52 4H53V2H55V1H50ZM56 2H55V4H56ZM64 2V3H65ZM71 2V1H70ZM74 2V1H73ZM78 2V1H77ZM86 2V1H85ZM89 2H90V0H89ZM97 2L99 3V1L97 0ZM96 2V3H97ZM107 2H109V1H107ZM142 2L144 3V2H146V0H142L141 1V5H144L145 7L146 6H148L147 8H149V5L151 6V4L152 3H149L148 2V5H145V4H142ZM152 2V1H151ZM154 2H156L155 0H154ZM186 3H187V1H185ZM194 2V1H193ZM222 2V1H221ZM220 2V3H221ZM225 3L227 2V0L226 1H224ZM13 3H16V2H13ZM23 3V2H22ZM26 3V2H25ZM24 3V6H22L23 4H21L20 5V8L21 7H24L25 8V6H26V4ZM91 4H92V2H90ZM95 3V2H94ZM93 3V4H94ZM106 3V2H105ZM113 4H114V6L116 5V3L115 2H112ZM112 3H110V6H108L107 8H112L113 7V4ZM158 3V2H157ZM172 3V2H171ZM195 3V2H194ZM19 2H18V6H19ZM58 4H60V3H58ZM68 4V3H67ZM79 4V3H78ZM82 4V3H81ZM101 3H99V5H100ZM107 4H109V3H107ZM107 4H105L106 6H107ZM126 4H128V3H126ZM146 4H147V2H146ZM154 4V3H153ZM176 4H178L179 5V3L177 2V3H175V5ZM182 4V3H181ZM184 4V3H183ZM16 4H14V7H16L15 6ZM54 5V4H53ZM60 5H62V3L60 4ZM60 5H59V7H60ZM69 5V4H68ZM88 5V4H87ZM95 5V4H94ZM103 5H104V2H103ZM130 5V4H129ZM129 5H127V6H129ZM168 5H173V6H175L174 5V3L173 4H168ZM229 5V4H228ZM29 6V5H28ZM86 6V5H85ZM126 6V5H125ZM139 6V8H141L140 7V4L138 5ZM137 6V7H138ZM173 6H170V7H173ZM182 7H183V5H181ZM188 6V5H187ZM197 6V5H196ZM203 6V5H202ZM55 7V6H54ZM72 7V6H71ZM78 7V6H77ZM76 7V8H77ZM79 7H81V6H79ZM98 7V6H97ZM118 7V6H117ZM117 7L115 8V10L117 9ZM153 7V6H152ZM155 7H157V6H155ZM176 8L178 7V8H180L179 6H175ZM181 7V8H182ZM188 7H190V6H188ZM192 7V6H191ZM190 7V8H191ZM13 8V4L12 3H10V1L9 0H0V12H1V9L3 10V13H6V12H9L10 14H11V9ZM24 8H23V11H25L24 10ZM67 8V7H66ZM70 7H68V9H69ZM82 8H83V6H82ZM106 8V7H105ZM118 8H120V7H118ZM122 8V7H121ZM144 8V7H143ZM147 8H145V10H147L148 11V9ZM174 8V7H173ZM180 8V9H181ZM14 9V8H13ZM12 9V10H13ZM22 9V8H21ZM30 9V8H29ZM59 9V8H58ZM68 9L66 10L65 8H64V11H68ZM71 9V8H70ZM113 9V8H112ZM130 9V8H129ZM135 9V8H134ZM137 9V8H136ZM150 9V8H149ZM152 9V8H151ZM180 9H179V11H180ZM192 9V8H191ZM190 9V10H191ZM202 10H203V8H201ZM207 9V8H206ZM214 10H215V8H213ZM212 9V10H213ZM15 10H16V8H15ZM14 10V11H15ZM19 9H17V11H18ZM28 10V9H27ZM47 10V9H46ZM73 10V9H72ZM83 10H84V8H83ZM101 10H102V7H101ZM107 10V9H106ZM109 10V9H108ZM111 10V9H110ZM109 10V11H110ZM118 10H120V9H117V11ZM123 10V9H122ZM128 10V9H127ZM133 10V9H132ZM140 10V9H139ZM139 10L137 9V12H139ZM142 11L144 10V9H141ZM154 10V9H153ZM174 10V9H173ZM204 10H205V7H204ZM216 10H218V9H216ZM223 10V9H222ZM232 10V9H231ZM13 11V12H14ZM31 11V10H30ZM29 11V12H30ZM76 11V10H75ZM80 11V10H79ZM85 11V10H84ZM112 11V10H111ZM113 11H114V9H113ZM116 11V12H117ZM121 11V10H120ZM135 11V10H134ZM141 11V12H142ZM147 11H145L146 13H147ZM196 11H197V8H196ZM198 11H200V10H198ZM206 11V10H205ZM220 11V10H219ZM32 12V11H31ZM41 12V11H40ZM45 13H46V11H44ZM52 12V11H51ZM55 12V11H54ZM57 12H59V11H57ZM60 12H61V9H60ZM105 12V11H104ZM106 12H108V11H106ZM133 12V11H132ZM136 12V11H135ZM136 12V13H137ZM181 12H182V10H181ZM203 12V11H202ZM232 12H233V10H232ZM236 12V11H235ZM50 13V12H49ZM62 15H64V12L62 11ZM68 13H70L69 11H68ZM136 13H134V14H136ZM175 13V12H174ZM177 13V12H176ZM204 13V12H203ZM2 14V13H1ZM13 14V13H12ZM22 14V13H21ZM51 15H53L52 13H50ZM57 14V13H56ZM139 14V13H138ZM201 14V13H200ZM205 14V13H204ZM238 14V13H237ZM4 14H2V15H0V29L2 30H4V29H8V28H4V24L7 22V20H5V18H4V16H3ZM35 15V14H34ZM66 15H67V13H66ZM69 15V14H68ZM70 15H72V14H70ZM69 15V16H70ZM96 15V14H95ZM144 15V14H143ZM181 15V14H180ZM202 15V14H201ZM200 15V16H201ZM246 15H248V14H246ZM26 15H24V17H25ZM39 16V15H38ZM54 16V15H53ZM61 15L59 14V17H60ZM135 16V15H134ZM140 16V15H139ZM166 16V15H165ZM189 16V15H188ZM204 16V15H203ZM5 17H6V19H8V17H7V13H6V15H5ZM12 17V15L11 16H9V18H11ZM15 17V16H14ZM18 17V16H17ZM21 17V16H20ZM23 17V18H24ZM58 17V19H62L61 17L59 18ZM63 17V16H62ZM65 17V16H64ZM72 17V16H71ZM96 17V16H95ZM98 17V16H97ZM100 17V16H99ZM98 17V19L100 20V18ZM238 17V16H237ZM241 17V16H240ZM243 17V16H242ZM249 17V16H248ZM16 18V17H15ZM37 18V17H36ZM45 18V17H44ZM52 18V17H51ZM57 18V17H56ZM67 18V17H66ZM101 18H103L102 16H101ZM137 17H135V19H136ZM165 18V17H164ZM178 19H180L179 18V14H178V17H177ZM188 18V17H187ZM198 18H199V16H198ZM201 18V17H200ZM250 18V17H249ZM26 19V18H25ZM48 19V18H47ZM53 19H54V17H53ZM64 20L63 21H65L66 19L65 18H63ZM72 19V18H71ZM83 19V18H82ZM104 19V18H103ZM106 19V18H105ZM104 19V20H105ZM108 19H109V17H108ZM112 19V18H111ZM111 19L109 20V21H111ZM114 19V18H113ZM112 19V20H113ZM134 19V18H133ZM166 19H168V18H166ZM184 19V18H183ZM182 18H181V20H183ZM8 20H10V21H13V24H14V20H11V19H8ZM16 20V19H15ZM31 20V19H30ZM45 20V19H44ZM52 20V19H51ZM50 20V21H51ZM70 20V19H69ZM68 20V21H69ZM171 20V19H170ZM170 20H168V21H170ZM175 20H177V19H175ZM181 20H180V22H181ZM249 20V19H248ZM247 20V21H248ZM6 21V22H5ZM32 21V20H31ZM30 21V22H31ZM57 21V20H56ZM82 21V20H81ZM152 21V20H151ZM179 21V20H178ZM196 21H200L199 19L198 20H196ZM18 22L19 21H17V24H18ZM24 22V21H23ZM27 22V21H26ZM49 22V21H48ZM53 22V21H52ZM55 22V21H54ZM65 22H67V21H65ZM69 22H71V21H69ZM88 22V24H89V21H87ZM91 23L93 22V20H91L90 21ZM94 22H96V21H94ZM102 22H103V20H102ZM117 22V21H116ZM172 22H174L175 23V21L173 20ZM177 22V21H176ZM183 22V21H182ZM187 22V21H186ZM188 22H189V20H188ZM8 23V22H7ZM6 23V24H7ZM16 23V22H15ZM43 23H44V21H43ZM61 23V22H60ZM62 23H64V22H62ZM97 23V22H96ZM111 23V22H110ZM173 23V24H174ZM184 23H185V20H184ZM33 24V23H32ZM35 25H36V23H34ZM68 24V23H67ZM73 24H75V22H73ZM95 24V23H94ZM93 24V25H94ZM104 24V23H103ZM102 24V25H103ZM170 24V23H169ZM172 24V23H171ZM176 24V23H175ZM178 24V23H177ZM253 24V23H252ZM9 25H11V24H9ZM20 25V24H19ZM23 25V24H22ZM31 25V24H30ZM35 25H34V27H35ZM52 25V24H51ZM70 24H68V26H69ZM84 25V24H83ZM86 25V24H85ZM91 25V24H90ZM90 25H88V26H90ZM111 25V24H110ZM242 25V24H241ZM40 26V25H39ZM49 26H50V24H49ZM62 26H64V25H62ZM67 25L64 27V28H66V27H68ZM73 26V25H72ZM72 26H70L71 28H72ZM74 26H76V24L74 25ZM73 26V27H74ZM87 26V25H86ZM101 26V25H100ZM187 26V25H186ZM189 26V25H188ZM254 26V25H253ZM29 27H31V26H29V24H28V26H27V28H29ZM32 27H33V25H32ZM38 27V24H37V26H36V28ZM53 27V26H52ZM106 27V26H105ZM243 27V26H242ZM11 28V27H10ZM40 28V27H39ZM46 28V27H45ZM71 28H69V30H68V33H69V31H70V29ZM80 28H82V27H80ZM12 29V28H11ZM10 29V30H11ZM19 29V28H18ZM17 29V30H18ZM23 29V28H22ZM33 29V28H32ZM31 29V30H32ZM67 29V28H66ZM66 29H63L62 31H66ZM90 29H91V27H90ZM3 30H2V32H3ZM10 30H9V32H10ZM14 30H15V28H14ZM27 30V31H26ZM29 29H25V31H24V33L23 34H25V32H28L29 34L28 35H30V32H31V30H30V32L28 31ZM34 30V33L36 32L35 31V29H33ZM32 30V31H33ZM41 30V29H40ZM71 30H74V28H72ZM108 30V29H107ZM106 30V31H107ZM156 30V29H155ZM5 31H8V30H5ZM5 31H4V35H5ZM16 31V30H15ZM19 31H22V30H19ZM47 31H48V29H47ZM75 31V30H74ZM73 31V32H74ZM82 31V30H81ZM110 31H112L111 29H110ZM109 31V32H110ZM123 31V30H122ZM6 33V35L5 36H7L8 37V39L9 40H7V37H6V40L7 41H12V40H14L12 37H13V35H10V33ZM23 32V31H22ZM41 32V31H40ZM49 32V31H48ZM50 32H51V30H50ZM54 33H56L55 31H53ZM59 32V31H58ZM70 32H72V31H70ZM132 32V31H131ZM12 33V32H11ZM14 33V32H13ZM33 32H31V34H32ZM45 33V32H44ZM47 33V32H46ZM44 34V35H47V34H49V33H47V34ZM63 33V32H62ZM82 33H84V32H82ZM106 33V32H105ZM108 33V32H107ZM112 32H110L109 34H111ZM3 34V33H2ZM27 34V33H26ZM37 33H35L34 35L32 34V38H33V36H35ZM42 34V33H41ZM57 34V33H56ZM58 34H61L60 32L58 33ZM66 34V32L64 33V35ZM80 33L78 32V35H79ZM15 35V34H14ZM37 35H39V33L37 34ZM36 35V36H37ZM43 35V34H42ZM55 35V34H54ZM62 35V34H61ZM63 35V36H64ZM73 35V34H72ZM75 35V34H74ZM131 35V34H130ZM133 35H134V33H133ZM240 35H241V33H240ZM238 36V39H239V37H241V36ZM23 36V35H22ZM40 37H39V39L42 37L41 35H39ZM52 36V35H51ZM56 36V35H55ZM57 36H59V35H57ZM67 36V35H66ZM70 36V35H69ZM81 36V35H80ZM84 36V35H83ZM27 37V36H26ZM29 37V36H28ZM50 37V36H49ZM54 37V36H53ZM53 37H51V38H53ZM79 37V36H78ZM110 37V36H109ZM131 37H133V36H131ZM2 38L3 37H1V35H0V43L1 42H3V40H5V37H4V39L2 40ZM30 38H31V36H30ZM57 38V37H56ZM59 38H61V36H59ZM65 37H63V39H64ZM77 38V37H76ZM112 38V37H111ZM124 38V37H123ZM34 39H36L37 41H39V39H37V38H35L34 37ZM55 39V38H54ZM54 39H53V41H54ZM62 39V40H63ZM74 39V38H73ZM79 39V38H78ZM82 39V38H81ZM128 39V38H127ZM137 39V38H136ZM159 39V38H158ZM242 39V38H241ZM26 40V39H25ZM29 40V39H28ZM36 40H35V42H36ZM48 40V39H47ZM51 41H52V39H50ZM80 40V39H79ZM135 40V39H134ZM240 40V39H239ZM30 41H33L32 39H30ZM52 41V42H53ZM59 41H60V39H59ZM77 41V40H76ZM83 41V39L80 41V42H82ZM103 41V40H102ZM132 41V40H131ZM136 41V40H135ZM161 41V40H160ZM15 42V41H14ZM47 42V41H46ZM49 42V41H48ZM52 42H50L52 45L51 46H53V43ZM55 42V41H54ZM122 42H124V41H122ZM133 42V41H132ZM147 42V41H146ZM145 42V43H146ZM158 42L159 41H157L156 43L158 44ZM7 43V42H6ZM13 43V42H12ZM37 43V42H36ZM35 43V44H36ZM50 43H48V44H50ZM58 43V42H57ZM60 43V46H58L59 47V49H60V47H61V42H59ZM59 43L58 44H55L54 46H55V48H56V45H59ZM76 43V42H75ZM83 43V42H82ZM84 43H86V42H84ZM134 43H136V42H134ZM3 44V43H2ZM2 44H1V46H2ZM14 44V43H13ZM77 44V43H76ZM75 44V46H77ZM87 44V43H86ZM130 44V43H129ZM149 44H150V42H149ZM148 44V45H149ZM152 44V43H151ZM153 44H155V43H153ZM162 44H163V42H162ZM7 45H9V44H7ZM7 45H5L4 46V44H3V46L4 47H7ZM37 45V44H36ZM63 45V44H62ZM81 45V44H80ZM82 45H84V44H82ZM146 46L145 47H147V44H145ZM156 45V44H155ZM241 45V44H240ZM14 46V45H13ZM13 46H12V49H13ZM19 46V45H18ZM35 46V45H34ZM46 46V45H45ZM121 46V45H120ZM130 46V45H129ZM151 46H153V45H151ZM159 46V45H158ZM162 46H164V45H162ZM233 46V45H232ZM4 47H0V48H4ZM9 47V46H8ZM32 47H33V45H32ZM31 47V48H32ZM37 47V46H36ZM48 47H50V45L48 46ZM58 47H57V49H58ZM74 47V46H73ZM73 47H72V49H73ZM83 47V46H82ZM81 47V48H82ZM128 47V46H127ZM131 48H132V50H134L133 49V47H132V45L130 46ZM130 47L128 48V49H130ZM150 47V46H149ZM154 47V46H153ZM153 47H151L150 49H151V51L153 52ZM40 48V47H39ZM47 48V47H46ZM53 48V47H52ZM76 48V47H75ZM125 48V47H124ZM124 48L122 49V51L124 50ZM8 48H6V50H7ZM10 49H11V46H10ZM33 49H35V48H33ZM43 49H44V47H43ZM49 49V48H48ZM62 49V48H61ZM86 49V48H85ZM127 49V50H128ZM145 49V48H144ZM242 49V48H241ZM19 50H22V49H19ZM27 50H29V48L27 49ZM53 50H54V48H53ZM77 50V49H76ZM82 50V49H81ZM117 50H119V49H117ZM131 50V49H130ZM130 50H128V51H130ZM233 50V49H232ZM235 50V49H234ZM233 50V51H234ZM4 51H5V48H4ZM4 51L2 52V53H4ZM7 51H9V50H7ZM11 51V50H10ZM15 50H13V51H11V53L12 52H14ZM16 51H17V48H16ZM31 51V50H30ZM57 51V50H56ZM55 51V52H56ZM113 51V50H112ZM115 51V50H114ZM113 51V52H114ZM150 51V50H149ZM148 51V52H149ZM150 51V52H151ZM232 51V52H233ZM242 51H244V50H242ZM32 52V51H31ZM36 52V51H35ZM35 52L33 51V54H35ZM44 52V51H43ZM48 52V51H47ZM77 52V51H76ZM79 52H81V51H79ZM83 52V51H82ZM82 52L80 53V55L82 54ZM109 52H111V50L109 51ZM131 52V51H130ZM129 52V54H131ZM147 52V53H148ZM149 52V54L151 55V53ZM236 52V50L234 51V53H232V54H234V55H237V57H238V55L239 54H236L235 53ZM7 53V52H6ZM19 53V52H18ZM17 53V54H18ZM28 53V52H27ZM48 53H50V52H48ZM60 53H62V52H60ZM84 53H86L85 51H84ZM119 53H121V51L119 52ZM134 53V52H133ZM144 53V52H143ZM239 53H240V51H239ZM9 54V53H8ZM30 54V53H29ZM32 54V53H31ZM32 54V55H33ZM76 54V53H75ZM87 54V53H86ZM86 54H85V56H86ZM114 54H115V52H114ZM122 54V53H121ZM231 54V53H230ZM241 54H242V52H241ZM250 54V53H249ZM3 55V54H2ZM10 55V54H9ZM13 55H16V54H13ZM21 55H22V53L20 52V57H21ZM31 55V56H32ZM51 54H49V56H50ZM72 55V54H71ZM112 55H113V53H112ZM116 55H117V53H116ZM126 55V54H125ZM143 55V54H142ZM8 56V55H7ZM30 56V55H29ZM39 56V55H38ZM52 56V55H51ZM54 56V55H53ZM53 56H52V58H53ZM55 56H57V55H55ZM83 56V55H82ZM119 56V55H118ZM129 56V55H128ZM131 56V55H130ZM129 56V57H130ZM134 56V55H133ZM143 56H145L146 57V54H144ZM147 56H148V54H147ZM251 56H252V54H251ZM11 57V56H10ZM12 57H14V56H12ZM17 57H19V56H17ZM37 57V56H36ZM47 57V56H46ZM72 57H74V56H72ZM77 57V56H76ZM84 57V56H83ZM89 57V56H88ZM117 57V56H116ZM144 57V58H145ZM151 57H153V56H151ZM151 57H149L150 59H151ZM189 57V56H188ZM243 57V56H242ZM249 57V56H248ZM247 57V55L245 56L244 55V60H245V58L247 59L248 58ZM8 58V57H7ZM22 58V57H21ZM37 58H39V57H37ZM78 59H79V57H77ZM90 58H91V56H90ZM143 58V59H144ZM148 57L147 58H145V60L146 59H149ZM187 58V57H186ZM190 58H192V57H190ZM253 58V60H255L254 59V56L252 57ZM14 59H16L17 60V62H15L14 61V63L12 62V64L11 65H13L12 67H13V71L15 70L16 72H18V70H20V68H21V61H22V59H21V61L20 60H18V58H14ZM34 59H36V58H34ZM51 59V58H50ZM72 59V58H71ZM82 59V58H81ZM89 59V58H88ZM95 59V58H94ZM126 59V58H125ZM183 59V58H182ZM193 59V58H192ZM191 59V60H192ZM199 59V58H198ZM198 59H196V61L194 62L193 60H192V62H191V60L190 61H187V62H191V64L190 65H188V67H183V66H180L181 68H179L177 65H176V63H178V62H180V60L178 61V59L177 60H174L173 62H170V60L168 61V62H170L172 65H174L173 67V69H172V71L170 72V74L168 75V80H167V77H166V75H167V69H166V71L164 72V73H166V75H165V79H164V77H162V83H163V85L164 86H166V83L168 84V82H169V84L171 85V86H169L170 88L173 86H175L177 89L176 90H178V92H177V95H178V93H179V98L180 99H182L183 97H186V95L188 94V87H189V85L192 87L193 85H191L193 82H195V81H197V80H195L196 78H197V72L198 71H201V69L199 70V68L197 67V69H198V71H197V69H196V66H199V63H198V65H196L195 63H197V60ZM236 59V56L234 57V60ZM36 60H38V59H36ZM35 60V61H36ZM58 60V59H57ZM74 60V59H73ZM77 60V59H76ZM84 60V59H83ZM82 60V61H83ZM188 60V59H187ZM219 60V59H218ZM242 60V59H241ZM243 60V61H244ZM251 59L249 58V61H250ZM13 61V60H12ZM24 61V60H23ZM55 61V60H54ZM85 61V60H84ZM83 61V62H84ZM90 61V60H89ZM129 61V60H128ZM127 61V62H128ZM130 61H131V59H130ZM129 61V62H130ZM147 61V60H146ZM146 61H145V63H146ZM150 61V60H149ZM152 61H155L154 59L152 60ZM167 61V60H166ZM242 61V62H243ZM246 62H249V61H247V60H245ZM2 62V61H1ZM25 62V61H24ZM24 62H23V64H24ZM37 62V61H36ZM40 62V61H39ZM39 62H37V63H39ZM73 62H78V61H73ZM87 62V61H86ZM94 62V61H93ZM102 62V61H101ZM100 62V63H101ZM148 62V61H147ZM185 62V61H184ZM186 62V63H187ZM200 62V61H199ZM246 62H244V64L246 63ZM10 63V62H9ZM8 63V64H9ZM58 63V62H57ZM71 63V62H70ZM69 63V64H70ZM82 63V62H81ZM96 63V62H95ZM94 63V65L95 66H97L96 64ZM97 63H99V62H97ZM150 63V62H149ZM148 63V64H149ZM153 63V62H152ZM156 63V62H155ZM8 64H6V65H8ZM33 64V63H32ZM54 64V63H53ZM88 64V63H87ZM93 64V63H92ZM130 64V63H129ZM154 64V63H153ZM152 64V65H153ZM169 64V63H168ZM170 64V65H171ZM179 64V63H178ZM187 64H189V63H187ZM10 65V64H9ZM35 65H37V64H35ZM34 65V66H35ZM55 65V64H54ZM73 65V64H72ZM75 65H77V64H75ZM80 65V64H79ZM83 65V64H82ZM84 65L86 66V64L84 63ZM113 65V64H112ZM147 65V64H146ZM169 65V66H170ZM203 66V64H201V62H200V66ZM25 66V65H24ZM32 66V65H31ZM31 66H30V68H31ZM34 66H33V68H34ZM37 66H40V63L37 65ZM63 66V65H62ZM74 66V65H73ZM91 66V65H90ZM109 66H111V65H108V67ZM114 66V65H113ZM168 66V67H169ZM185 66V65H184ZM187 66V65H186ZM201 66V67H202ZM221 66H222V64H221ZM1 67V66H0ZM7 67H9V66H7ZM57 67V66H56ZM58 67H59V65H58ZM65 67V66H64ZM64 67H61V65H60V68H62V69H64ZM69 67V66H68ZM84 66H82V68H83ZM94 67V66H93ZM100 67H104V65L103 66H100ZM99 67V68H100ZM112 67V66H111ZM115 67V66H114ZM114 67H113V69H114ZM152 67H156V66H152ZM151 67V68H152ZM172 67V66H171ZM183 67V68H182ZM3 68V69H2ZM1 68V72H2V70H4V67H2ZM22 68H23V66H22ZM27 68V67H26ZM35 68H36V66H35ZM38 68V67H37ZM40 68V67H39ZM54 68V67H53ZM66 68V67H65ZM71 68H74V67H71ZM92 68V67H91ZM97 68V67H96ZM95 68V69H96ZM150 68V69H151ZM42 69V68H41ZM58 69V68H57ZM76 69H79V67L78 68H76ZM76 69H74V70H76ZM98 69V68H97ZM107 69H110L111 70V68L109 67V68H107ZM107 69H106V71H107ZM112 69V70H113ZM119 69V68H118ZM117 68L115 69L116 71L118 70ZM148 69H149V67H148ZM153 69V68H152ZM222 69V68H221ZM11 70V69H10ZM34 70H36V69H32V73H34L33 71ZM60 70V69H59ZM65 70H67V69H65ZM80 70H83V69H81L80 68ZM88 70V69H87ZM111 70V71H112ZM165 70V69H164ZM163 70V71H164ZM169 70V69H168ZM171 70V69H170ZM5 71H6V66H5ZM8 71V70H7ZM21 71V70H20ZM37 71L38 72H36L35 73V75H36V78H38L39 79V81L41 82H39L40 83V85L42 84V82H45V78H46V76H47V73L48 72H46V74H44V75H46V76H44V75H42V73H41V71L39 72V70L37 69ZM55 71H56V69H55ZM58 71V70H57ZM62 71V70H61ZM73 71V70H72ZM72 71H70V73L72 72ZM84 71V70H83ZM96 71V70H95ZM105 71V72H106ZM110 71V74L112 73ZM4 72V71H3ZM15 72V73H16ZM24 72V71H23ZM31 72V71H30ZM43 72V71H42ZM51 72V71H50ZM53 72V71H52ZM68 72V71H67ZM75 72V71H74ZM91 72H93V71H91ZM109 72V71H108ZM151 72V71H150ZM239 72V71H238ZM240 72H241V70H240ZM7 74L6 75H9V76H7L8 78L13 74H10L11 73V71H8V72H6ZM9 73V74H8ZM32 73H29V74H32ZM56 73V72H55ZM65 73V72H64ZM80 73H82V72H80ZM88 73H90V72H88ZM115 73V72H114ZM114 73L112 74V75H114ZM168 73H169V71H168ZM199 73V72H198ZM206 73V72H205ZM204 73V74H205ZM237 73V72H236ZM242 73V72H241ZM241 73L240 74H238V75H240L239 76V78L241 77ZM3 74H5V73H3ZM52 74L53 73H51V76H52ZM57 74V73H56ZM72 74V73H71ZM74 74V73H73ZM83 74V73H82ZM201 74H202V72H201ZM201 74H199V75H201ZM203 74V75H204ZM237 74H234V76L235 75H237ZM2 74L0 73V76H1ZM5 75V76H6ZM14 75H16V74H13L12 76H14ZM18 75V74H17ZM19 75H21L22 77V79L24 80V81H26L25 80V78H23V77H25V76H23L22 75V72L19 74ZM26 75V74H25ZM33 75V74H32ZM59 74H57V76H58ZM63 75V74H62ZM66 75V74H65ZM104 75V74H103ZM112 75H110V76H112ZM127 75V74H126ZM152 75H154V74H152ZM199 75H198V78H199ZM207 75V74H206ZM205 75V76H206ZM238 75L235 77V78H238ZM5 76H2V78L3 77H5ZM11 76V77H12ZM30 76V75H29ZM49 77H50V75H48ZM56 76V77H57ZM69 76V75H68ZM79 76V75H78ZM83 76V75H82ZM149 76V75H148ZM150 76H151V74H150ZM7 77H5V78H7ZM16 77V76H15ZM14 77V78H15ZM32 77H34V76H32ZM55 77V76H54ZM71 77V76H70ZM92 77V76H91ZM91 77H89V78H91ZM97 76H95V78H96ZM99 77V76H98ZM107 77V76H106ZM105 77V78H106ZM108 77H109V74H108ZM129 77V76H128ZM153 77H155V76H152L151 78H153ZM204 77V76H203ZM202 77V78H203ZM5 78H3V80L5 79ZM20 78V77H19ZM28 77H26V79H27ZM30 78L31 77H29V80H30ZM59 79H58V81L60 80L61 81V79H60V77H58ZM62 78V77H61ZM64 78V77H63ZM62 78V79H63ZM66 78H67V76H66ZM65 78V79H66ZM69 78V77H68ZM72 78V77H71ZM87 78V77H86ZM104 78V79H105ZM110 78V77H109ZM129 78H131V77H129ZM231 78H233V76H231ZM231 78H230V80H231ZM11 79V78H10ZM31 79H33V78H31ZM47 79V78H46ZM88 79V78H87ZM92 79V81H95V80H93L94 79V77L93 78H91ZM99 78H97V80H98ZM103 78H101L100 79V81L102 80ZM108 79V78H107ZM143 79V78H142ZM146 79H148V77L146 78ZM163 79L165 80V82L163 81ZM12 80H14V79H12ZM23 80H22V82H23ZM34 80H37V79H33L32 81H34ZM50 80V79H49ZM48 80V81H49ZM52 80V79H51ZM67 80V79H66ZM70 80V79H69ZM84 80V79H83ZM96 80V81H97ZM106 80V79H105ZM151 80H153V79H151ZM168 82H167V81ZM232 80H234V79H232ZM237 80H239V79H237ZM17 81H19V83H21V84H17L16 86V92H15V86H14V88H13V90H14V92L15 93H11V95H7L5 92V94H2V92L0 93L1 95H0V106L2 105V106H8V103L9 102H13L12 100H17L19 103H21V105H22V107L23 108H25V110H23V112L22 111H20V112H22V114L21 115H19V116H28V117H31L30 119L32 120V124L31 125H33V123H35V124H40V127H41V125L43 126V128L44 129H46V131H47V134L45 135V134H41V133H39V132H37V131H35V130H32V129H30V128H32L33 126H31L30 124V126H26L25 124V122H23L22 120H21V118H20V120H17L16 118V116L14 115V114H16V113H14V114H12L13 116H15V119H12L11 117L10 118H8V116L9 115H11V114H9V113H7V114H9L7 117H4V116H6V115H4L3 116V119L2 120H4V121H2V123L3 124H8V125H10V127L12 128V129H10L11 131L13 130L14 131V134H16L14 137H15V139H16V142L15 143H18V140H20L19 141V144H18V147H15L16 146V144L13 146L12 144H11V142H9V140H8V138H6L7 136V134L5 135V136H3L4 135V133H2L3 135H1V133H0V136L2 137H0V179H6L8 182L9 181H11V182H14V183H17V184H19V188H18V190L16 189V191H9V188H7L4 192H2V191H0V206H2L1 207V209H0V232H2V230L5 232H3L4 234H2V235H0V243L1 242H4V241H6L7 240V238H9V237H7V235L8 234H11V230L10 229H12L13 231H15L13 234V236H15L14 237V241H15V243H16V250H15V253L13 252V254H14V256L13 255H11V257H9L8 255H7V257H6V255H5V257L3 258V256H1V254H0V256L2 257H0V264H89L87 261L88 260H90V259H88L89 257L88 256H91V258H92V255L94 254V252H92L90 255H87L86 253H85V250H87V248H88V244L91 242V238H92V240H94V236L95 237H97L98 239H99V235L100 236H102L101 234H103V233H112V232H114V233H112L113 235L116 233V229L114 230V226H116V225H114L113 226V223L114 222H112V218L110 219L105 213L106 212H103V210L102 209H104L105 207H107V205L104 207V208H102L103 207V204H105L106 202H107V200H108V205H109V202H111L110 204H114L115 202H122L123 201V199H122V196H121V194L120 195H117V193L115 192V194H113L114 192L112 191V194H110L111 195V197H108V193L106 192L107 190H109L110 188V186L108 187V184L110 185L111 183H109V181L111 182L112 180H110L111 178V175H112V177H113V180H117L118 178L120 179V178H122L124 181H126L128 184H130L131 186L133 185V186H135L134 185V183L136 184V180H134L133 179V175H131L130 174V171H128L127 169H126V171H125V165L123 164V162H122V160L120 159L121 157L120 156H124V157H127L128 159H140V161L141 162H139V163H137V164H140V165H142V166H140L139 168H144L143 166L144 165H146V166H148L147 164L149 163V160L151 161V159H152V161H154V163L155 164H158L157 163V160H158V152H157V148L158 147H160V146H162L161 144H163V142H164V144H165V140H163V142H162V138H166L167 139V137H166V134H168L166 131L168 130L169 131V129H167V127H166V129L167 130H165L163 133H162V131H160L161 132V137L162 138H153L154 139V141L156 140V142H157V145L156 144H154L153 145V142L151 143V138H150V142H149V138L147 139L148 140V145H149V143L151 144V150H149V154H150V156L149 157H147L145 154V156L147 157H142L141 156V154L140 153H142L141 151L139 152V150L137 149V148H135V144H137L138 143V136H137V134H136V130L134 129V127L135 128H137L139 125L136 123V122H138V121H136V116L135 117H133L132 116V118H134V120L136 121V122H134V120H132V122H134V124H137V125H132V127H133V129L131 128V125L129 126L130 127V129L131 130H127V131H129V133L127 134L128 136V138H127V140L126 141H124L126 138H124V140H122V141H124V143H122V145H121V142L122 141H119V142H117V143H119L120 145H117V143L116 142H114V138H113V134H116L115 136H121V134H120V132H121V130H119L118 129V124H117V121L118 122H120V118H118V120H114V122H112V124H111V127H110V129H111V132L110 131H108V132H106L107 130H109L108 128H107V130L105 131V129H102L103 130V132L101 131V133L98 135V133L96 134L95 132L96 131H98V130H96L95 132H94V128H95V125H96V123L93 121L91 124H90V127L92 128H90L89 129V125H87L88 127L85 129L84 127H83V129H85V130H83V131H86V130H88V132L86 131V132H84L85 134L87 133V136H88V139H87V137L85 136V138H83L82 136V138L80 137V133L82 132V128H80L82 125V120L80 119L79 120V118H83V120L85 121H83V123H86V121L87 122H89L90 121V118L91 117H93L94 115H95V109H94V107H93V109H91V108H88L89 110H86V109H84L85 111L83 112L82 111V113H83V117H79L78 115H80V114H78V113H76V114H78L77 116L79 117L78 119H77V117H76V115H75V111L72 113V112H70V111H68V112H65V111H67V110H72V109H69V108H65V111H60L61 109H62V107L61 106H63V105H59L60 106V109L58 110V107H56L55 105H57V104H54V107H56V108H52V103H50L51 101H47L45 98H44V96L46 95L47 96V94H45L44 95V93H43V97H42V94H39V96H37V97H39L38 99H39V101H38V99H37V97H36V100L38 101V102H36L35 101V96H33V94L32 93H29V92H27V90L29 89L28 87H30L29 85H28V87H26L25 85V83L23 84L22 82H20L21 81V79L20 80H18L17 79ZM16 81V82H17ZM28 81V80H27ZM31 81V80H30ZM68 81V80H67ZM66 81V82H67ZM87 81V80H86ZM92 81H89L88 82V85L86 86L85 85V83H84V85L83 86H86V87H88V88H92L93 89V87H92V84H94V82H92ZM103 81V80H102ZM108 81V80H107ZM129 81V80H128ZM131 81V80H130ZM130 81H129V83H130ZM236 81V80H235ZM11 82V81H10ZM35 82H37V81H34L33 83L35 84ZM37 82V83H38ZM62 82V81H61ZM92 82V83H91ZM99 82V81H98ZM97 82V83H98ZM18 83V82H17ZM27 83V82H26ZM32 83V82H31ZM50 83V82H49ZM63 83V82H62ZM67 83H71V82H67ZM74 83V82H73ZM78 83V82H77ZM76 83V84H77ZM96 83V84H97ZM106 83V82H105ZM111 83V82H110ZM165 83V84H164ZM15 83H13V85H14ZM52 84V83H51ZM54 84V83H53ZM52 84V85H53ZM57 84V83H56ZM66 84V83H65ZM80 83H78V85H79ZM95 84V85H96ZM104 84V83H103ZM103 84H101V85H103ZM194 84V83H193ZM37 85H39V84H37ZM37 85H34V86H37ZM43 85V84H42ZM41 85V86H42ZM61 85V84H60ZM59 85V86H60ZM68 85V84H67ZM67 85H65V86H67ZM73 85V84H72ZM98 85V84H97ZM99 85H100V82H99ZM129 85V84H128ZM34 86H32V87H34ZM44 86H45V84H44ZM49 86V85H48ZM58 86V87H59ZM77 86V85H76ZM80 86H82L81 84H80ZM105 86H108V85H105ZM130 86V85H129ZM152 86V85H151ZM45 87H47V86H45ZM68 87H70V86H68ZM73 87H75V86H73ZM86 87H81V88H84V91H85V89H86ZM96 87V86H95ZM110 87V86H109ZM158 86H156V88H157ZM167 87V86H166ZM169 87H168V89H169ZM173 87L171 88V89H173ZM7 88V87H6ZM12 88V87H11ZM26 88H28V89H26ZM31 88V87H30ZM41 87H39V89H40ZM62 88H64V87H62ZM71 88V87H70ZM78 89H80L79 88V86L77 87ZM77 88H76V91H77ZM96 88H98V87H96ZM95 88V90H98V89H96ZM147 88V87H146ZM151 88V87H150ZM153 88H154V86H153ZM162 88H164L163 86H162ZM190 88V87H189ZM3 89V88H2ZM37 89H38V86H37ZM59 89V88H58ZM61 89V88H60ZM59 89V90H60ZM71 89H75V88H71ZM70 89V90H71ZM103 89V88H102ZM105 89V88H104ZM110 89H111V87H110ZM113 89V88H112ZM112 89H111V91H112ZM159 89H161V88H159ZM7 90H8V88H7ZM32 90V89H31ZM31 90H28V91H31ZM44 90V89H43ZM64 90V89H63ZM67 90H69V89H67ZM81 90V89H80ZM79 90V91H80ZM83 90V89H82ZM81 90V91H82ZM88 89H86V91H87ZM101 90V89H100ZM106 90V89H105ZM146 89H144V91H145ZM149 90V89H148ZM154 90H155V88H154ZM176 90H174V91H176ZM225 90V89H224ZM224 90L223 91H221L222 93H224ZM9 91H11V90H9ZM35 91H37V90H35ZM61 91V90H60ZM64 91H66V90H64ZM83 91V92H84ZM85 91V92H86ZM88 91H89V93H88ZM87 91V93L88 94H90L91 93V91H93V90H88ZM103 91V90H102ZM150 92H151V90H149ZM160 91V90H159ZM199 91V90H198ZM227 91H228V89H227ZM7 92V91H6ZM13 92V91H12ZM78 92V91H77ZM95 92H97V91H94V93ZM106 92V91H105ZM149 92V93H150ZM156 92H158V91H156ZM164 92V91H163ZM197 92V91H196ZM220 92V94H222ZM226 92V91H225ZM69 93V92H68ZM75 93V92H74ZM80 93V92H79ZM78 93V94H79ZM93 92L91 93V94H94ZM104 93V92H103ZM141 93H142V91H141ZM145 93H146V91H145ZM148 93V94H149ZM227 93V92H226ZM8 94H10V92L8 93ZM31 94V95H30ZM59 94V93H58ZM71 94H73L72 93V91H71ZM70 94V95H71ZM77 94V93H76ZM81 95H80V97H82L83 95H82V92L80 93ZM87 94V95H88ZM97 93H95V95H93V96H98V95H96ZM109 94V93H108ZM124 94V93H123ZM144 94V93H143ZM197 94V96H196V98H195V100L190 104V105H188L189 107V112H191V111H193L195 108H199L198 107V105L200 106V101L201 100H199V98H200V96H199V92H197L196 93ZM35 95V94H34ZM60 95V94H59ZM74 95V94H73ZM72 95V96H73ZM85 95H86V93H85ZM99 95H101V94H99ZM106 95V94H105ZM104 95V96H105ZM132 95V94H131ZM136 95V94H135ZM142 95V94H141ZM50 96H51V94H50ZM50 96L48 95L47 97H49V99L48 100H53V99H51L50 98ZM93 96H91V97H93ZM103 96V97H104ZM51 97H53V96H51ZM58 97V96H57ZM70 97V96H69ZM74 97V96H73ZM85 97V96H84ZM89 97H90V95H89ZM129 97H130V95H129ZM133 97V96H132ZM135 97V96H134ZM144 97V96H143ZM146 97H147V94H146ZM65 98V97H64ZM68 98V97H67ZM77 98V97H76ZM121 98V97H120ZM124 98V97H123ZM73 99V98H72ZM71 98H70V101L72 100ZM87 98H85V100H86ZM90 99V98H89ZM92 99V98H91ZM96 99V98H95ZM131 99V98H130ZM139 99V98H138ZM143 99V98H142ZM184 99V98H183ZM97 100H99V99H96V102H98ZM123 100V99H122ZM121 100V101H122ZM147 100V99H146ZM145 100V101H146ZM54 101H56L55 100V98H54ZM72 101H74V100H72ZM76 101V100H75ZM144 101V102H145ZM230 102H229V104L231 103V105H239V102H238V104H236L235 103V101H234V98H233V100L230 98V100H229ZM44 102H47V104L49 105V111H48V109H47V111H48V113H47V111L44 109ZM53 102V101H52ZM54 103V102H53ZM56 103H58V102H56ZM73 104L75 103V102H72ZM82 103V102H81ZM86 103V102H85ZM209 103V102H208ZM212 103H214V102H212ZM65 104V103H64ZM87 104V103H86ZM93 104H95V103H93ZM118 104H119V101H118ZM173 104V101H172V103L171 104H169L170 105V107H171V105ZM175 104V103H174ZM173 104V105H174ZM223 104V103H222ZM221 104V105H222ZM46 105V104H45ZM67 105V104H66ZM69 105H72V104H69ZM68 105V106H69ZM75 105V104H74ZM74 105H72V107H70V108H74L73 106ZM88 105V104H87ZM96 105V104H95ZM172 105V106H173ZM209 105H210V103H209ZM225 104H223V108L225 107L224 106ZM242 105V104H241ZM13 106V105H12ZM11 106V107H12ZM93 106V105H92ZM96 106H99V105H96ZM121 106V105H120ZM124 106V105H123ZM122 106V107H123ZM175 106V105H174ZM172 107V108H175V107ZM207 106V105H206ZM213 106V105H212ZM21 107V106H20ZM64 107H65V105H64ZM67 107V106H66ZM78 107V106H77ZM169 107V108H170ZM234 107H236V106H234ZM45 108H47V105H46V107ZM76 108V107H75ZM74 108V109H75ZM85 108V107H84ZM111 108V107H110ZM119 108V107H118ZM171 108V109H172ZM177 108V107H176ZM174 109V111L175 110H177V109ZM200 108H202L201 106H200ZM12 109V108H11ZM22 109V108H21ZM20 109V110H21ZM73 109V110H74ZM100 109V108H99ZM105 109V108H104ZM171 109H170V111H171ZM220 109V108H219ZM241 110H243L242 109V107L240 108ZM63 110V109H62ZM77 110V109H76ZM82 110V109H81ZM80 110V111H81ZM93 110V111H92ZM116 110V109H115ZM119 110V109H118ZM173 110V109H172ZM180 110V109H179ZM225 110V109H224ZM7 111V110H6ZM5 111V112H6ZM16 111V110H15ZM80 111H79V113H80ZM102 111V110H101ZM120 111V110H119ZM118 111V113H119V115H120V112ZM122 111V110H121ZM165 111H167V109L165 110ZM196 111V110H195ZM217 112H218V110H216ZM221 111H222V108H221V110H220V113L219 114H221ZM5 112H3V113H5ZM10 112V111H9ZM20 112H18V113H20ZM109 112V111H108ZM111 112V111H110ZM164 112V111H163ZM169 112V111H168ZM177 113L179 112V111H176ZM176 112H171V113H169V114H167V113H165L164 115H165V117H163L164 119H165V121H166V123L167 124H173V122H177L176 124H179V125H181L182 126V124H184L183 122V119H181V121H179V119H177L176 117H177V115L175 116V113ZM209 112V111H208ZM3 113L1 114V115H3ZM100 112H98L97 114H99ZM102 113V112H101ZM101 113H100V117L99 118H101L102 119V116H101ZM104 113V116L107 114V115H109L108 113H106V112H103ZM102 113V114H103ZM106 113V114H105ZM113 114H115V111L114 112H112ZM117 113V114H118ZM192 113V112H191ZM196 113V112H195ZM117 114H116V116H117ZM198 114V113H197ZM202 114V113H201ZM204 114V113H203ZM202 114V116L200 115V116H196V117H204L205 115H207V116H205L204 118L205 119H209V121H212V120H210V119H215L214 118V116L216 117V119H218L219 118V115H218V117H217V114L216 113H214V111L213 112H211L210 111V113L209 114H206L205 113V115H203ZM243 114V113H242ZM0 115V116H1ZM106 115V116H107ZM199 115V114H198ZM71 116H74V120H75V122H73V123H75L74 125H75V128L73 129V126L71 125V128L74 130L73 132H75V134H74V136H70V135H68L67 133H64V128L67 126V122L68 121H70L71 120V118H73V117H71ZM104 117V118H108V117ZM162 116V115H161ZM245 116V115H244ZM34 117V118H33ZM71 117V118H70ZM111 117H112V115H111ZM1 118H2V116H1ZM18 118V119H19ZM94 118V117H93ZM99 118H95V119H99ZM114 118H115V115H114ZM176 118V119H175ZM197 118V119H198ZM201 118V119H202ZM202 119V120H204L205 122H207L205 119ZM26 119V118H25ZM89 119V120H88ZM92 119V118H91ZM110 119V118H109ZM112 119V118H111ZM115 119H117V118H115ZM215 119V120H216ZM30 120V121H31ZM55 120V121H54ZM175 120H178V121H175ZM202 120L201 121H199V119L197 120V121H199V122H202ZM29 121V120H28ZM104 121H106V120H104ZM122 121H123V119H122ZM186 122H188L187 120H185ZM208 121V122H209ZM217 121V120H216ZM260 121V120H259ZM261 121H262V119H261ZM264 121V120H263ZM56 122H59V124H56ZM96 122H97V120H96ZM107 122H109V120H107ZM185 122V123H186ZM198 122V123H199ZM204 122V123H205ZM1 123V125H3ZM25 123V124H24ZM72 123V122H71ZM109 123H111V121L109 122ZM108 123V124H109ZM124 123V122H123ZM122 123V124H123ZM139 123H141V122H139ZM217 123V122H216ZM262 123V122H261ZM264 123V122H263ZM34 124V125H35ZM69 124H70V122H69ZM86 124H88V123H86ZM86 124L84 125V126H86ZM121 124V125H122ZM133 124V123H132ZM143 124V123H142ZM142 124L139 126L140 128L142 127ZM175 124V125H176ZM187 124H189V123H187ZM186 124V125H187ZM258 124H259V122H258ZM0 125V126H1ZM55 125H59L58 127H59V132H55L54 130H56V129H54V126ZM185 125V126H186ZM261 125V124H260ZM260 125H259V127H260ZM37 126H39V125H37ZM108 126V125H107ZM208 126V125H207ZM5 127V126H4ZM55 127H57V126H55ZM67 127H69V126H67ZM184 127V126H183ZM257 127V126H256ZM2 128V127H1ZM6 128V127H5ZM7 128H9V127H7ZM70 128V127H69ZM97 128V127H96ZM116 128V129H115ZM128 128V127H127ZM143 128V127H142ZM178 128V127H177ZM227 128V127H226ZM34 129V128H33ZM81 130V132H80V130ZM115 129V130H114ZM216 129V128H215ZM255 129H257V128H255ZM0 130H2V129H0ZM6 130V129H5ZM8 130V129H7ZM66 130V129H65ZM112 130H113V132H112ZM135 130V131H134ZM227 130L228 129H226V132H227ZM258 131H259V133H260V138H259V143H258V145L262 148V147H264V125L262 126L261 125V127L260 128H258L257 129ZM57 131V130H56ZM179 131V134L178 135H176V136H178L179 138H178V140H180L181 142H185V141H191V147L189 148V149H186V147H183V149H182V151L180 150V148H179V151H181V153L179 154L178 152V154H179V156H180V160H176L175 158H174V161H172V159H170L172 162H174L175 163V165L177 166L178 165V169H177V171L175 170V168H174V171H176L175 172V174H176V176H180V175H185V177H186V179L188 178V177H191V178H193V179H198V180H194V183L192 182V184H191V186L186 190L183 186H182V188H184L185 190H186V192L184 191V189H183V191L181 192V193H179V192H175V191H177V189L173 192V193H171V195H170V197H169V202L167 203V204H165V206H164V211L166 210V212H168V214L170 213V212H172V213H170L171 214V217H169V220H167L166 221V219H165V222L167 223V225H170L171 227H170V231H169V235H167L166 237L167 238H169L168 240V242H170V243H173L174 244V246H175V244L180 240L181 241V239H185L186 237H188V236H191V233L192 232H190V234L188 235V231H191V230H189V229H191V228H194L195 227V225H200V224H202V223H204V222H207L210 218H211V215H212V218H216V216L218 217V215H216L215 216V213L217 212H214L215 210H214V207L212 208L211 206H208L207 204V200L209 199L210 201L212 200V199H215L214 198V193H213V191H214V187H216V186H213V185H215V184H212V181H213V179L212 178H215V177H213L214 175V173L216 172V174L217 173H220V171H222L221 169L219 170V172H218V167H217V165L216 164H213L211 161L213 160V158H214V156L213 155H215L216 153L214 152L218 147H220L221 146V144L220 143H223L225 140H227L228 141V135H226L225 133H223L222 135H224L223 137L221 136V137H219V135H218V137L219 138H217V139H215V137H214V140L212 139V141H210V142H204V141H200V140H195L194 138H190V136H189V133L187 132V131H185V127L184 128H180V130H178ZM216 131H217V129H216ZM1 132V131H0ZM10 132V131H9ZM140 132V131H139ZM166 132V133H165ZM224 132V131H223ZM229 132H230V130H229ZM228 132V133H229ZM137 133H138V131H137ZM178 133V132H177ZM176 133V134H177ZM206 133V132H205ZM207 133L208 134H210V132H209V130L207 129ZM258 133V132H257ZM258 133V134H259ZM82 134H83V132H82ZM212 134V133H211ZM218 134V133H217ZM232 134V133H231ZM234 134V133H233ZM169 135V134H168ZM230 135V134H229ZM16 136L18 137V138H16ZM126 136V135H125ZM233 136V135H232ZM235 136V135H234ZM234 136L233 137H231V136H229L230 137V140L231 141H234V140H232L231 138H233L234 139ZM105 137H106V139H108L107 141L108 142H110V147L109 146H107V147H109V148H107L108 150H106L104 147V149H105V151L108 153V155H106V153H105V151L103 150V148H102V150L104 151V154L106 155L105 156V158L103 159V157L101 156L102 155V153H99L98 152V154H97V158L95 159V160H93V161H88L89 159H87L88 157V155L89 154H92V150L94 149V150H99L103 145V142H101L103 139H105ZM116 137V138H117ZM124 137V136H123ZM206 137H208L207 136V134H206ZM226 137H227V139H226ZM115 138V139H116ZM121 138V137H120ZM203 138H205L204 136L202 137L201 136V138L200 139H203ZM242 138V137H241ZM106 139H105V141H106ZM119 138H117L116 140H118ZM161 139V140H160ZM225 139V140H224ZM240 139V138H239ZM101 140V141H100ZM121 140V139H120ZM136 140H137V142H136ZM177 140V141H178ZM210 140V139H209ZM224 140V141H223ZM235 140H236V137H235ZM10 141H12V140H10ZM106 141V142H107ZM179 141V142H180ZM226 141V142H227ZM239 141V140H238ZM237 141V142H238ZM100 142H101V144H100ZM106 142H104V143H106ZM156 142H154V143H156ZM180 142V143H181ZM235 142V141H234ZM179 143V144H180ZM185 144H187V143H183V145H185ZM220 144V145H219ZM138 145V144H137ZM147 145V146H148ZM219 145V146H218ZM257 145V146H258ZM178 146H180V145H178ZM178 146L177 147H175V148H173V149H176L177 151H178ZM225 146H226V144H225ZM230 146V145H229ZM228 146V147H229ZM148 147H150V146H148ZM240 147V146H239ZM162 148V147H161ZM230 148V147H229ZM232 148V147H231ZM243 148V147H242ZM261 148H259V147H257L256 149L258 150V149H261ZM149 149V148H148ZM185 149V150H184ZM84 150H86L84 153H83V151ZM219 149H217L216 151H218ZM160 151H162L161 149H160ZM172 151H174V150H172ZM245 151V150H244ZM244 151H242L241 150V152H240V154H241V157H244ZM259 151V150H258ZM95 152V151H94ZM214 152V153H213ZM231 152V151H230ZM229 151L227 152V153H230ZM257 152V151H256ZM97 153V152H96ZM110 153H113L114 155H116L117 157H111L109 154ZM173 153H176V152H173ZM203 155H205V157L207 156V157H210V159H212L211 161H208V160H204L203 159ZM247 155V154H246ZM102 157V159L103 160H101V157ZM171 156H172V154H171ZM178 156V155H177ZM217 154H216V158H217ZM86 157V158H85ZM223 157V156H222ZM221 157V158H222ZM246 157H248V156H246ZM168 158H169V156H168ZM172 158H173V156H172ZM215 158V159H216ZM92 159H94V158H92ZM178 159V158H177ZM224 159V158H223ZM162 160V159H161ZM160 160V161H161ZM164 160V159H163ZM167 160V159H166ZM169 160V161H170ZM246 161L248 160L249 161V158H246L245 159ZM133 161V160H132ZM136 161H138V160H136ZM168 161V162H169ZM219 161V160H218ZM221 161H224V160H221ZM226 161V160H225ZM224 161V162H225ZM250 161H252V160H250ZM159 162V161H158ZM162 162V161H161ZM171 162V163H172ZM176 162H178L177 164H176ZM226 162H228V161H226ZM150 163H152V162H150ZM167 163V162H166ZM219 163V162H218ZM223 163V162H222ZM244 163V162H243ZM153 164V163H152ZM164 166H165V162H163L162 163ZM168 164V163H167ZM166 164V165H167ZM173 164V163H172ZM220 164V163H219ZM224 164H226V163H224ZM248 164V163H247ZM250 164V163H249ZM248 164V165H249ZM154 165V164H153ZM160 165V164H159ZM222 165V164H221ZM247 165V166H248ZM130 166V165H129ZM145 166V167H146ZM151 166V165H150ZM150 166H148V167H150ZM225 166L226 165H224L223 167L225 168ZM245 166V165H244ZM173 167V166H172ZM222 167V166H221ZM220 167V168H221ZM127 168V167H126ZM138 168V169H139ZM156 168V167H155ZM163 168H165V167H163ZM223 168V169H224ZM227 168V167H226ZM246 168H248V169H246L245 171H249L250 172V174H252V184H250V189L249 190H251V188H253L252 190V193H253V195H257L258 194V192H261V193H259L258 194V196L260 197V199H259V201H258V206H257V208L255 209L256 211L254 212V210H253V212H254V217H252L251 216V218H248L246 215H242V217H244V219L245 220H247L246 218H248V224H247V222H245L246 223V225H248V227H251V225H252V223L254 224V223H259L258 221L260 220V218H261V216H263V214L262 213H264L263 211H264V192H262L259 188H258V182L256 181V178L257 177H261V175L262 174H260V175H256L254 172H253V167L251 168L250 166H248V167H246ZM134 170H135V168H133ZM136 169H137V167H136ZM138 169H137V171H138ZM149 169V168H148ZM153 170H155V169H153ZM125 171V172H124ZM145 171V170H144ZM258 171V170H257ZM256 171V172H257ZM260 171V170H259ZM126 172H127V174H129L128 176L126 175ZM129 172V173H128ZM155 172V171H154ZM148 173V172H147ZM146 173V174H147ZM126 176H125V175ZM143 174H145L144 172H143ZM215 174V175H216ZM64 176L65 178H66V184L67 185H65L64 186V184H63V186L61 185V186H55L54 187V185H53V187H51L48 191H46V189H45V191H43L42 192V194H41V199H40V201H38V202H31V201H27L24 197H22V196H20V195H26V194H28V192H30V190L32 191H38V189H39V186H40V183H41V181H42V179L43 178H48V179H51V180H55V179H58V177H60V176ZM140 175H142V174H140ZM157 174L156 173H152V176H153V178H155V176H156ZM218 175V174H217ZM216 175V176H217ZM149 176V175H148ZM148 176H147V178H148ZM181 176V177H182ZM188 176V177H187ZM116 179H115V178ZM118 177V178H117ZM180 177V178H181ZM184 177V178H185ZM263 177V176H262ZM261 177V178H262ZM177 178H179V177H177ZM179 178V179H180ZM190 178V179H191ZM210 178L212 179V181L210 182ZM219 177H217L216 178V180L218 179ZM69 179H70V182H68L69 181ZM138 179H140V180H142V181H146V182H151L152 180V178L150 179V180H147L146 179V176L144 175V176H139L138 177ZM189 179V178H188ZM192 179V180H193ZM263 179V178H262ZM121 180V179H120ZM119 180V181H120ZM166 180V179H165ZM258 180V179H257ZM119 181H117V182H119ZM137 181H139V180H137ZM141 181V182H142ZM218 181H220V180H218ZM72 182V185L74 184V187L72 188L71 187V183ZM140 182V183H141ZM143 182V183H144ZM177 183H178V181H176ZM182 182V181H181ZM115 183V182H114ZM139 183V182H138ZM142 183V184H143ZM213 183H214V181H213ZM217 183V182H216ZM219 183H221V182H219ZM118 183H116V185H117ZM123 184V183H122ZM128 184H126V185H128ZM140 185V186H138L137 184H136V186L135 187H133V189L132 190H130V191H132V195H134V197L133 198H136V201H133V202H129V205H128V210L127 209H125V208H123V210H125L124 212H122V213H119L120 211H119V209H118V213H119V215L118 216H120V214H121V216H120V218H121V221H123L124 222V224H122V225H124L122 228H124L123 230L125 231V235H124V233L121 235L122 236V239L121 240H117L115 243L114 242H111L112 243V245H114L113 247H112V245L110 246V244H108L109 243V241L106 239V237L104 238V239H101L99 242H100V245H98L100 248L99 249H101V250H99L101 253H102V259H101V256H100V260L96 257L97 255H99V251H97L98 253H97V255H93V256H95L97 259L96 260H98V261H100L99 262V264H143V263H141L139 260H141L140 258H138L139 256H140V253H139V251L138 250H140V249H138L137 247H138V245L140 244V243H142V241L144 242V243H146L147 242V240H148V237L151 235V234H149V230L147 231V229H149L150 227H148L147 229H146V224H144V220L142 221V218H144V217H141L142 215H139L138 213H141L142 212V214H144V213H146L147 211H149V212H154L155 211V198L153 197V195L150 193V191L151 190H149L150 188V183H146V184H143V185ZM175 184V183H174ZM178 185V184H177ZM177 185H176V188H177ZM182 185V184H181ZM180 185V186H181ZM217 185V184H216ZM220 185V184H219ZM218 185V186H219ZM51 186V185H50ZM221 186V185H220ZM223 186V185H222ZM221 186V187H222ZM127 187V186H126ZM109 188V189H108ZM149 188V189H148ZM179 188V187H178ZM222 188H224V187H222ZM48 189V188H47ZM216 189V188H215ZM227 189V188H226ZM121 190V189H120ZM127 191V190H126ZM168 191V190H167ZM185 192V193H184ZM110 193V192H109ZM167 193V192H166ZM219 193V192H218ZM160 194V193H159ZM168 194V193H167ZM215 194H216V192H215ZM227 194V193H226ZM229 194V193H228ZM227 194V195H228ZM248 194V193H247ZM27 196V195H26ZM159 196V195H158ZM168 196V195H167ZM71 197V198H70ZM219 197V196H218ZM227 197V196H226ZM225 197V198H226ZM232 197V196H231ZM68 198H70L71 200L69 201V203H67V205L66 206H62V205H64L65 204V202L68 200ZM107 198V200H104V199H106ZM157 198V197H156ZM230 198V197H229ZM258 198V197H257ZM217 199V198H216ZM215 199V200H216ZM219 199V198H218ZM221 199V198H220ZM216 200V201H214V202H218V201H222V199L221 200ZM228 199V198H227ZM233 199H234V197H233ZM103 200L105 201L103 204H102V202H103ZM111 200V201H110ZM167 200V199H166ZM208 200V201H209ZM226 200V199H225ZM225 200L224 201H222V202H224V204L226 205V203H228V202H226L225 203ZM258 200V199H257ZM168 201V200H167ZM228 201H229V205L230 204H232V205H237V203L235 204V201L234 200H232V199H228ZM113 202V203H112ZM213 201H211L210 203H212ZM221 202V203H222ZM209 203V205H211ZM117 204V203H116ZM125 204V203H124ZM215 204V203H214ZM227 204V205H228ZM239 204H240V202H239ZM213 205V204H212ZM226 205V206H227ZM229 205L227 206V207H229ZM241 205H242V203H241ZM244 205V204H243ZM113 206V205H112ZM114 206H116V205H114ZM119 206H120V203H119ZM122 206V205H121ZM125 206H126V204H125ZM147 206V207H146ZM245 207L247 206V205H244ZM55 208L56 209V211L53 213L54 215H52V217H50L49 219H46V223H48L49 224V226H51V227H53L54 228V234L52 235V236H48V235H46V236H43L44 238H42V236H41V238L38 240V242L37 243H35V240L34 239H30V241L28 240V238H30V232H29V229L31 228V224L35 221H38L39 219H44L45 218V214H46V212L50 209V208ZM117 207V206H116ZM115 207V208H116ZM214 210H212L211 208ZM233 207V206H232ZM242 207V206H241ZM74 208H78L75 212H74ZM112 208V207H111ZM110 208V209H111ZM118 208V207H117ZM127 208V207H126ZM217 208V207H216ZM215 208V209H216ZM231 208V207H230ZM244 208V207H243ZM108 208H106L105 210H107ZM122 209V208H121ZM120 209V210H121ZM162 209V208H161ZM218 209V208H217ZM216 209V210H217ZM234 209H236L237 210V208H235L234 207ZM246 210V212L245 213H248L247 212V208H245ZM54 210V209H53ZM115 210V209H114ZM127 210V211H126ZM131 210V212H128V211H130ZM108 211V210H107ZM163 211V212H164ZM252 211V210H251ZM128 212V213H127ZM165 212V213H166ZM242 212H243V209H242ZM252 212V213H253ZM108 213V212H107ZM109 213H110V211H109ZM117 213V214H118ZM156 213H157V209H156ZM164 213V214H165ZM232 213V212H231ZM105 214V215H104ZM137 214L139 215V216H137ZM229 214V213H228ZM227 213H226V215L227 216H230V215H228ZM244 214V213H243ZM134 215H136L137 217V225H136V222L135 221H133V218H134ZM249 215H253V214H249ZM168 216V215H167ZM170 216V215H169ZM233 216H234V214H233ZM237 216V215H236ZM246 216V217H245ZM133 217V218H132ZM239 217V216H238ZM8 218H12V221L14 222V224L12 225V223H11V225H12V228H9V224L8 225H6V223H7V219ZM167 218V217H166ZM211 218V219H212ZM239 218H241V217H239ZM99 219L101 220V222L99 221ZM116 219V218H115ZM242 219V218H241ZM243 219V220H244ZM250 219H252V221H250ZM11 220V219H10ZM97 220H98V222H100L101 224H99L98 222H97ZM117 220H120V219H117ZM116 220V221H117ZM215 220H217V223L219 224L218 226H219V228L221 229H224L223 231H222V229H221V231L222 232H224L225 234H226V232H227V234H228V237H229V239H230V241L233 243V245L235 244V245H239V246H237V248L238 247H243V248H247L248 250V252H251L252 253V257H250V258H252L251 259V261L249 262V260L248 261H246V264H264V229L262 230L261 228H264V227H261L260 228V225H259V227H258V229L256 228V230L258 231L257 233L256 232H253L252 234V236H253V238H254V245H255V248H254V246H252V248H254V249H249L248 248V246H249V244L248 245H246V243L245 242H243L241 239H238L236 236H235V234L233 235V231L231 230V227H229L230 225H227L226 224V222H224V219L222 220V219H220V218H216ZM9 221V220H8ZM114 221V220H113ZM211 221V220H210ZM241 221V220H240ZM15 222H17V223H15ZM118 223H119V221H117ZM123 222H121V223H123ZM135 224V226H133L134 224ZM162 222V221H161ZM164 222V221H163ZM213 222V221H212ZM211 222V223H212ZM10 223V222H9ZM37 223V222H36ZM44 223H45V221H44ZM117 223V224H118ZM120 223V224H121ZM207 223H209V222H207ZM210 223V224H211ZM215 223V222H214ZM16 224V225H15ZM47 224V225H48ZM114 224H116V223H114ZM255 224V225H256ZM263 224V223H262ZM121 225V226H122ZM149 225H150V223H149ZM151 225H154V224H151ZM203 225V224H202ZM201 225V226H202ZM255 225H254V227H255ZM120 226V225H119ZM204 227L206 226V225H203ZM213 226V225H212ZM30 227V228H29ZM152 227H154V226H152ZM253 227V228H254ZM131 228H133V230L131 229ZM213 228H215V227H213ZM252 228V227H251ZM96 229V230H95ZM99 229H100V233H98V232H96V231H99ZM131 229V230H130ZM154 229H156L155 227H154ZM153 229V230H154ZM201 229V228H200ZM199 229V230H200ZM211 229V228H210ZM209 229V230H210ZM216 229L218 230V227L216 226ZM220 229H219V231H220ZM249 229V228H248ZM158 230V229H157ZM156 230V231H157ZM194 230V229H193ZM196 230H197V227H196ZM204 230V229H203ZM250 230V229H249ZM11 231V232H10ZM123 231V232H124ZM211 231V230H210ZM150 232H151V229H150ZM154 232V231H153ZM196 232V231H195ZM252 232V231H251ZM156 233V232H155ZM154 233V234H155ZM199 233V232H198ZM215 233V232H214ZM1 234V233H0ZM16 234V235H15ZM209 234V233H208ZM225 234H223V235H225ZM109 235V234H108ZM111 235V234H110ZM116 235V234H115ZM156 235V234H155ZM154 235V236H155ZM158 235V234H157ZM156 235V236H157ZM161 235V234H160ZM193 235V234H192ZM216 234H214V237H217V235L215 236ZM9 236V235H8ZM48 236V237H47ZM117 236V235H116ZM115 236V237H116ZM165 236V235H164ZM211 236V235H210ZM103 237V236H102ZM101 237V238H102ZM152 237V236H151ZM160 237V236H159ZM163 237V236H162ZM161 237V238H162ZM212 237H213V233H212ZM219 237V236H218ZM226 238H227V236H225ZM107 238H109V236L107 237ZM158 238V237H157ZM164 238V237H163ZM162 238V239H163ZM166 238V239H167ZM189 238V237H188ZM191 238V237H190ZM195 238L198 240V238L197 237H194V239H191L192 241L193 240H195ZM210 238V237H209ZM252 238V239H253ZM118 239V238H117ZM150 239V238H149ZM154 239H156V237L154 238L153 237V240ZM213 239V238H212ZM90 240V241H89ZM104 240H106V242L104 241ZM113 240H114V238H113ZM152 240V239H151ZM152 240V241H153ZM159 241H160V239H158ZM188 239H186V242L185 243H187L188 241H187ZM201 239H199V241H200ZM206 240V239H205ZM96 241V240H95ZM107 241H108V243H107ZM115 241V240H114ZM156 241V240H155ZM196 241V240H195ZM210 241H211V239H210ZM209 241V242H210ZM212 241H214V240H212ZM211 241V242H212ZM217 241V240H216ZM7 242V241H6ZM149 242L151 243V241L149 240ZM154 242V241H153ZM152 242V243H153ZM157 242V241H156ZM165 242V241H164ZM194 242V241H193ZM193 242H192V244H193ZM208 242V243H209ZM218 242V241H217ZM252 242H253V240H252ZM114 243V244H113ZM181 243V242H180ZM184 243V244H185ZM195 243V242H194ZM198 243V242H197ZM196 243V244H197ZM248 243V242H247ZM91 244V243H90ZM147 244V243H146ZM145 244V246H142L143 248V250L144 251H146V252H150V251H152V246L154 247V245L152 244L151 245V247L150 246H147ZM158 244V243H157ZM173 244H171V245H173ZM182 244V243H181ZM187 244H189V243H187ZM186 244V245H187ZM202 244H204V242L202 243ZM201 243H200V245H202ZM213 244H215L214 242H213ZM251 244V243H250ZM142 245V244H141ZM150 245V244H149ZM177 245V244H176ZM179 245V244H178ZM191 244H189L188 245V247L190 246ZM199 245V244H198ZM208 245V244H207ZM217 245V244H216ZM78 246V247H77ZM87 246V247H86ZM91 246V245H90ZM170 246V245H169ZM192 246V245H191ZM190 246V247H191ZM222 246V245H221ZM227 246H229V245H227ZM226 246V247H227ZM232 246V245H231ZM140 247V246H139ZM155 247H156V244H155ZM154 247V248H155ZM173 247V246H172ZM195 247H200V246H195ZM40 248H42L43 250H44V252H46L45 254H46V256L45 255H43L44 257H38L37 256V252H38V250H40ZM96 248V247H95ZM98 248V247H97ZM97 248L95 249V250H97ZM169 248H171V247H169ZM168 248V249H169ZM174 248V247H173ZM173 248H171L172 250H174ZM221 248V247H220ZM220 248H218L217 247V249H219L222 253H223V255L225 256V258H226V260H230L231 261V263L232 264H235L236 262H237V260H236V262L234 263V257H232L233 255V253L235 252V251H237V250H235L233 253H231V256H230V253H228V251L227 252H225L226 250H225V248H224V250L225 251H223V249H220ZM232 248V247H231ZM233 248H236L235 246L233 247ZM233 248L232 249H230V250H233ZM200 249V248H199ZM202 249V248H201ZM200 249V250H201ZM170 250V249H169ZM218 250V251H219ZM92 251V250H91ZM94 251V250H93ZM141 251V250H140ZM168 251V250H167ZM175 251V250H174ZM185 251V250H184ZM183 251V252H184ZM191 251H193V250H191ZM191 251H189V253H191ZM197 251H199V250H197ZM202 251H203V249H202ZM169 252H171L172 254H173V256H174V258H176V261H177V259H178V263H176V264H218L217 262H216V259L214 258V260H213V258H212V255H211V258L209 257H207L206 256V253H205V255H204V252L203 253H201V254H197V253H199V252H197L196 253V255H194L193 254V256H194V258L196 257L197 259V261H195V259H193L194 261H192L191 259H189V257L188 258H186V257H183L182 256V254H183V252H182V254H180V252L178 251V252H172V251H169ZM186 252V251H185ZM188 252V251H187ZM195 252V251H194ZM221 252H220V255H221ZM1 253V252H0ZM88 253V252H87ZM237 253V252H236ZM239 253V252H238ZM12 254V253H11ZM114 254V255H113ZM159 254V253H158ZM160 254H162V253H160ZM165 254H167V253H165ZM235 254V253H234ZM244 254V253H243ZM164 255V254H163ZM241 255V254H240ZM239 254H238V256H239V259H240V257L242 256H240ZM162 256V255H161ZM165 256V255H164ZM192 256V255H191ZM236 256V255H235ZM250 255H248L247 256V258L249 257ZM99 257V256H98ZM157 257V256H156ZM158 257H160V256H158ZM163 257V256H162ZM171 257V256H170ZM213 257H215V256H213ZM148 258H150V257H148ZM161 258V257H160ZM174 258H170V259H172V260H175ZM241 258H243V257H241ZM93 259V258H92ZM139 259V260H138ZM154 259H156L157 260V258H154ZM159 259V258H158ZM203 259V260H202ZM236 259V258H235ZM94 260V259H93ZM95 260V261H96ZM200 260V261H199ZM244 260H247V259H244ZM91 261V260H90ZM89 261V262H90ZM97 261V262H98ZM149 261V260H148ZM148 261H146V263L145 264H150ZM154 261V260H153ZM199 261V262H198ZM202 261H203V263H202ZM224 261V260H223ZM154 262H156V261H154ZM162 262V261H161ZM173 262V261H172ZM220 262V261H219ZM225 262V261H224ZM227 262V261H226ZM248 262V263H247ZM92 263V262H91ZM90 263V264H91ZM94 263V262H93ZM152 263V262H151ZM157 263H159V261H157ZM175 262H173V264H174ZM230 263V262H229ZM238 263H241L242 264V262H238ZM244 263V262H243ZM95 264H98V263H95ZM152 264H154V263H152ZM170 264H172V263H170Z\"/></svg>", "mask_w": 264, "mask_h": 264}]
</instances>
